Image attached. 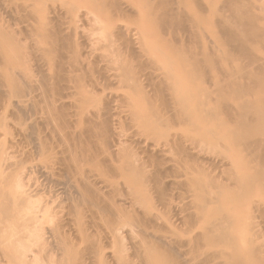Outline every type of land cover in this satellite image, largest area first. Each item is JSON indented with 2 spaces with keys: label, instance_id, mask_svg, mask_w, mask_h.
Listing matches in <instances>:
<instances>
[{
  "label": "bare ground",
  "instance_id": "6f19581e",
  "mask_svg": "<svg viewBox=\"0 0 264 264\" xmlns=\"http://www.w3.org/2000/svg\"><path fill=\"white\" fill-rule=\"evenodd\" d=\"M9 1V0H8ZM33 1V0H32ZM31 1V2H32ZM37 1V0H36ZM35 1V2H36ZM41 1V3H42V0H39L38 2H40ZM44 1V0H43ZM48 1V0H47ZM68 0H66V3H68V4H70L68 7H70L69 9H67L66 8V14L68 15V17L66 16V14H61V13H64V12H61V9L58 7V6H56V4H55V6H56V8H55V6H52V8L53 9H57V7L59 8L58 10H60V15H61V18L63 19V15H65L64 16V19L62 20V21H66L65 20V17H66V19H67V21L68 22H70V23H68L67 21L65 22L66 24H68V25H70L71 26V21H69V20H73L72 21V24L74 23L75 24V26H76V22H78V21H74V19L76 18V16L77 15H79V14H82L83 12H81L80 11V9L81 8H83V6H84V8H85V6H86V8L88 7L87 6V4H86V2L88 3V5H90L91 4V6H95V8L96 7H98L99 8V12L100 11H102V13H104V11H107V9H109L108 11L110 12V14H116L117 12H119V14L121 15V14H123L124 15V12L126 13L127 11H124L125 10V8H124V6H122V4L123 3H121V1H119V0H78V1H76V0H71V1H68ZM82 1H85V2H82ZM123 1V0H122ZM179 2H180V0H178ZM181 1H184V0H181ZM230 2H232L231 4H229V5H231L232 6V9L234 10H232V9H230V11L233 13V12H236L237 14V18H239L240 20V25L239 26H241L242 28L240 29V27H238L239 29H240V31H239V29L237 28V30L239 31H236V29L235 28H232V26H231V23H229V22H225V23H223V24H221V27H222V29L228 34V38H229V43H230V45H232L233 46V50L236 52V53H240V55H244V56H246V55H248V58H246V60H249L250 58L249 57H251L250 56V54H251V52H254V51H252L251 50V46H249L250 44H248V38L250 37V38H252V39H255V38H259V39H261V37H264V29L263 28H261L259 25H258V23H257V21H258V19L256 18V16L254 17L253 16V14H252V11H250L249 10V12L252 14H250L249 12H247V10L248 9H245L246 7L248 8L249 7V3H240L239 1H237V0H229ZM241 1H243V0H241ZM248 1H250V0H248ZM251 1H253V0H251ZM250 1V2H251ZM264 1V0H263ZM14 2H15V0H14ZM27 2V1H26ZM38 2H36V4L38 3ZM259 2V1H258ZM9 3V2H8ZM23 3V2H22ZM45 3V2H44ZM62 3V2H61ZM83 3H85V4H83ZM121 3V4H120ZM170 3H171V0H161L160 1V3H159V5L157 6V7H155V11L152 13V15H151V24L155 21V23H153V25L155 24V30L157 29V31H152V32H158L159 33V31H161V33H163L162 31H164V30H167V31H169L170 30V32H171V27H175L176 28V26L177 25H179V23H177L176 22V20L175 19H177L178 20V16H179V14L177 13V12H174V11H172L171 10V8H170ZM30 4V3H29ZM32 4H35L34 3V1L32 2ZM32 4H31V6H32ZM36 4L35 5H33V7L35 6L36 7ZM53 4V5H54ZM93 4V5H92ZM180 4H182V3H179V8H180ZM4 5V4H3ZM20 5V4H19ZM22 5V4H21ZM20 5V6H21ZM28 5V4H27ZM27 5L25 6L24 5V8H26V9H28L29 7H31V6H29L28 5V7H27ZM41 5V4H40ZM39 5V6H40ZM45 5V4H44ZM47 6H49V5H47ZM121 6H122V8H121ZM130 6H132V5H130ZM182 6V5H181ZM184 7H185V4L183 5ZM230 6V7H231ZM17 7H19V6H17ZM16 7V8H17ZM22 7V6H21ZM20 7V8H21ZM34 7V8H35ZM43 7V6H42ZM50 7V6H49ZM159 7V8H158ZM229 7V8H230ZM23 8V9H24ZM32 8V7H31ZM30 8V9H31ZM37 8V7H36ZM40 8V7H39ZM37 8L38 10H40V11H38L37 12V10H36V14H37V17L38 18H42L43 16H44V18H43V21H42V19H41V23L42 24H40V26H39V21L37 20V18H34L35 17V15H33L34 17V19H36V21H38V25L37 24H35V27H34V31L36 32V34L38 35H40L41 33H44L46 30H47V32L48 33H50V31L52 32V31H54L55 30V28H56V32H59V37L57 36L58 35V33L57 34H55L56 32H53V33H50V39L48 40V44H51V46H49V49L52 47V44L53 45H55V43H56V45L55 46H53L52 48H53V52H56V54H55V56L57 57V59L56 60H58V56H57V53L59 52V49L61 50L62 49V47L61 48H59V47H56L57 46V43H58V45L59 46H61L60 44H61V42H63L62 44H63V46H64V42L65 43H67L68 44V42H69V40L71 39V38H73L72 36H69L70 37V39H69V37L68 38H66V36H67V34H66V36H64L65 38H63V35H64V32L62 33V31L68 26H64V24L62 25V27L64 26L65 28L63 29H59L60 27H61V24L63 23V22H59V24H58V22H57V25L55 26V28H52L51 30L49 29V28H51V26H52V24H50V23H48V22H51L50 20H48V18H47V20H48V22H47V20L45 19L46 18V16L47 15H44V11L47 9V7L45 6V9L44 8ZM98 8L96 9V10H98ZM107 8V9H106ZM131 8H133V7H131ZM178 8V9H179ZM17 9H19V8H17ZM42 9V10H41ZM49 9V8H48ZM48 9H47V13H49L48 12ZM124 9V10H123ZM183 10H185V8H182ZM251 9V8H250ZM21 10V9H20ZM63 11H65L64 9H62ZM82 10V9H81ZM128 10V9H127ZM134 10V9H133ZM133 10H132V12H133ZM152 10V9H151ZM180 10V9H179ZM5 11V10H4ZM54 11V10H53ZM172 11V12H171ZM8 12V11H7ZM17 12V11H16ZM32 12V11H31ZM42 12V13H41ZM98 12V11H97ZM175 13L176 14V16H175V18H173V16H174V14L172 15L171 13ZM24 13V12H23ZM33 13H34V11H33ZM39 13H41V14H39ZM46 13V12H45ZM46 13V14H47ZM55 13V12H54ZM53 13V14H54ZM58 12H57V10H56V13H55V15H57L58 16V14H57ZM106 14H107V12H105ZM185 13V12H184ZM8 14V13H7ZM39 14V15H38ZM43 14V15H42ZM51 14V13H50ZM88 14V13H87ZM96 14V13H95ZM95 14H93V15H95ZM99 14V13H98ZM97 14V15H98ZM109 14V13H108ZM109 14V15H110ZM128 14V13H127ZM137 14V13H136ZM139 14V13H138ZM182 14V11H181V13H180V16L181 17H184L183 16V14ZM187 14V13H186ZM185 14V15H186ZM9 15H10V13H9ZM26 15V14H25ZM32 15V14H31ZM40 15H42V17L40 16ZM60 15L58 16V18L59 19H61L60 18ZM96 15V16H97ZM122 15V16H123ZM233 15V14H232ZM49 16V15H48ZM80 16V15H79ZM84 16L85 15H83V17L82 18H84ZM87 16V15H86ZM86 16H85V18H86ZM88 16H89V14H88ZM95 16V17H96ZM102 16L103 15H101V17H100V14L97 16V18L96 19H94L93 18V20L95 21V20H97L96 22H95V24L98 26V24L100 23V24H102L101 22H103V21H101V19H102ZM121 16V17H122ZM140 16V15H139ZM23 17H24V15H23ZM75 17V18H74ZM99 17V18H98ZM107 17V16H106ZM116 17V16H115ZM126 17V16H125ZM138 17V16H137ZM136 17V18H137ZM142 17H144V16H142ZM145 17H147L146 15H145ZM150 17V16H149ZM149 17H148V19H149ZM177 17V18H176ZM233 17H236V16H234L233 15ZM70 18V19H69ZM74 18V19H73ZM77 18H79V17H77ZM77 18L75 19V20H77ZM81 18V19H82ZM85 18L83 19V23H85L84 22V20H85ZM101 18V19H100ZM108 18H109V16H108ZM107 18V19H108ZM111 18H112V16H111ZM12 19V18H11ZM45 19V20H44ZM51 19V18H50ZM118 19H119V16H118ZM138 20H139V18H137ZM136 19V20H137ZM140 19H142L141 18V16H140ZM180 19V18H179ZM184 19H186V21H188V22H190L188 19H190V18H188L187 19V17H185ZM198 19L199 18H195V20H196V23H197V26H196V24H195V21L194 20H192L193 22H190V23H192L191 25L193 26L194 25V27H193V29L195 28V27H197L196 29L197 30H193V29H190L189 27H192V26H190V25H188V27L186 28L187 30L189 29L190 30V32H186V33H189V34H187V35H191V36H188L187 38H188V40H189V37H190V39L192 40L193 38H194V40H196L195 42L196 43H193L194 45L196 44V46L197 47H199V48H194L193 50H192V48L190 47V45H191V43L190 44H188L187 45V47L186 48H188L187 49V51L186 50H184V51H186L185 52V55H184V53H183V51L181 52V49L179 50V48H178V52H174V55L176 54L177 56H175V57H177V60H179V59H184V60H186V61H189V63L187 62V63H185V65H183V66H180V68L179 67H177L176 66V64H175V62H172L171 63V60H170V57H171V55H167V57H169V61L168 62H166V63H162V65H164L163 67H162V65L160 66V67H162L161 69H163V71L162 70H160L159 68V66H158V63L156 64V62H157V60H156V58H157V55H158V57L161 55V56H165V53H164V51L162 50V47H159L158 45V47L156 48V45L153 47V45H151V42L149 43L150 44V48H148V50L147 51H145V52H149V54H150V51H151V53L153 52V51H157V52H153L151 55L153 56V55H155L156 56V58H151L150 56H148V57H150V58H147V61H148V63H149V65L151 66V63H150V61H151V59H152V61H154V63L156 64V65H154V63L152 62V65L153 66H158V69L161 71L160 72V78H157L158 80H159V82H151L152 80H148V78L149 79H151L152 78V76H151V78L150 77H148V75H144V74H142V75H144V77H141L138 73V76H136V74L134 73L135 71L132 69V67L131 66H133L132 64H131V61L132 60H129L130 61V63L128 62V58L126 59V58H121L122 56H119L120 58H118V59H110L109 60V63L105 66L104 65V67L103 68H108L107 66H109V64H114V65H116L117 67H118V69H119V71H120V73H121V71H122V75L124 76V78L126 79V80H124V78H123V80L121 79V78H119V80L121 79V81H123V82H125L126 83V81L128 82V83H126V84H124L125 86H122L121 88H124L125 87V89L126 88H129V90L128 89H126L128 92H126L124 95H125V99H126V101L125 102H127V103H129V106L131 107V106H133V107H131V110L133 109V112H134V117H135V121L137 122V123H139V124H141V126H149L150 128H148L147 127V130H145L146 132V134L145 135H149V136H154V138L157 140V141H159L161 138H158V137H162V138H164L165 140H167V141H165L164 139H161L159 142L161 143L162 142V140H164L165 142H166V144L165 145H159V143L158 142H156V140H154L155 142H154V144L152 143V142H150V137H148L149 139V141H147L149 144H148V146L145 148V149H143L144 151L145 150H147V151H145V155H147L146 156V159L144 160V158H143V156H142V158H143V161H145V162H143L141 159V161L139 160L138 161V159L136 160V157L140 154H138L137 153V151L138 150H136V155L133 153V151H131V150H129V146L128 147H126V149H125V146H124V149L123 150H120L117 146H116V144H120L121 143V139H117V141L118 140H120V142H116V144H115V146L117 147V150L118 151H110V147L108 146V147H106V149H105V147H103L102 149L100 148V150H101V153L99 152L100 150H97L98 151V153H99V155H105L104 157H103V159H100V160H103V162L104 163H106L105 164V166L104 167H106V166H108V164H109V168L107 167L106 169H109L110 171H108L107 170V172L105 171V170H103L102 171V169L104 168L103 166H101L102 167V169L99 167V166H97V167H99L100 169V171H99V173L100 172H103V173H110V174H108V176H107V174H102L101 176H100V174H98L101 178H103V176L105 177V176H107V177H110L109 175H111V176H116V178H120L121 180L122 179H124L123 181L125 182V184H126V186H127V188L130 186L131 187V190H129L130 192H129V194L131 195V198L134 200V204L135 205H139L140 207L142 206V208L143 207H145L144 209H150L151 208V200H153L154 201V199H155V195L153 196V194H151V192L153 191H155L154 193L155 194H157V192H158V195L159 196H157V198H159V199H157V200H159V201H161L162 203H165L166 201H167V192H166V188H164L163 187V183H162V181H161V174L163 173L164 174V172H162L161 170L159 171L157 168H162L161 166H163V162L162 161H160V159H159V157H157V154H164V153H168V152H170V151H168L167 149H165L164 150V148L163 147H169V148H171V138H173V137H171V130H170V128L168 129L167 127L168 126H170V124H171V116L173 117L172 119L173 120H180V122H183V125H186L188 128L186 129L187 131H189V132H187V133H189L190 134V130H192V131H194V130H197L198 128H196V126L198 125V123H202V125L204 126V128H206V127H208L215 119H217V118H219V115H220V117H221V112L223 113H225V115H227V116H230V118L232 117L234 120H235V124L237 125V126H239V127H242L241 125H245V126H248L247 125V123L249 122V121H253V122H255V121H257V120H259V118H255V116L257 117V113H254V112H252V115L254 114H256L254 117L253 116H251L249 113H251V112H243V110L245 111L250 105V107H252V104H253V106L254 107H252V108H255L254 110H256V108H257V106L260 108V101H263L262 99L260 100V101H258V105L256 104V100H254L253 102L250 100V103H248L249 101H245V102H243L244 100H242V99H244L243 97H245L246 98V96H247V93H248V95L250 94V92H253V89H255V91L254 92H256V93H252L253 94V96L255 95L256 96V94H257V96L259 95L258 93H260L261 94V92H262V90H263V88H264V82L262 81V83L261 84H257V86H255L257 89L258 88H260V89H258V90H256V88L254 87V88H252V89H250V85L249 84H246L245 82H241V79L239 80V78H240V76H239V74H240V72L243 74V75H245L244 74V72H246L245 70H243V69H246V68H248V67H246L245 65V68H240V67H242L243 65L241 64V66L239 67V66H237L238 68L237 69H239L240 68V70H236L237 71V73H238V75H237V73H236V71L234 70V74L235 75H237V76H239V78L238 77H236V76H234L235 78H237L236 80H238V81H236L235 79H231L229 82H228V85H227V82H225V87H226V89H227V86L229 87V94L227 95V93H225L224 92V90L225 91H227L225 88L223 89V93H225L226 95H227V97H223V95H225V94H223L222 95V97H216L217 99L214 101L213 99H211L210 101H214L213 103V106H209L208 104H206V103H195L196 101V99L198 98V96L197 95H194L192 92V87H193V84H194V82H195V80L196 79H198L199 81H201L202 80V78L204 79L205 77H212V79H214L215 81H214V83L216 82H218L219 80V78L221 79L222 78V75L218 72L219 71V69H217L216 70V68H218V67H212L213 66V63H214V61H213V59H215L214 57V55L212 54V51H210V49L208 48L207 50V52L205 51L206 50V48H205V46H203V51L201 50V46L203 45V41H204V39H203V37H202V34H200V33H202V32H199L200 31V29L201 28H199L198 27V25H200L201 24V26L200 27H202V21H203V19L201 20V22L202 23H200L199 24V22L200 21H198ZM26 20V19H25ZM54 20V19H53ZM79 20H80V18H79ZM92 20V21H93ZM103 20V19H102ZM111 20V19H110ZM115 20H116V18H115ZM182 20V19H181ZM16 21V20H15ZM17 21H19V20H17ZM35 21V22H36ZM113 21V20H112ZM140 21V20H139ZM150 21V20H149ZM173 21V22H172ZM175 21V22H174ZM183 21V20H182ZM185 21V20H184ZM198 21V22H197ZM12 22V21H11ZM43 22H47V24H43ZM81 22V21H80ZM80 22H78V24H80ZM224 22V21H223ZM25 23V22H24ZM32 24L34 23V22H31ZM185 22H183V24H184ZM12 24V23H11ZM16 24V23H15ZM26 24V23H25ZM32 24H31V31H33L32 29H33V26H34V24H33V26H32ZM77 24V25H78ZM94 24V25H95ZM104 24H105V22H104ZM182 24V23H181ZM19 25V24H18ZM37 25V26H36ZM51 25V26H50ZM93 25V26H94ZM94 26V27H96V28H99V27H97V26ZM103 25V24H102ZM185 25V24H184ZM4 26V25H3ZM46 26H48L49 28H46ZM69 26V27H70ZM80 26V25H79ZM79 26L77 27V29L79 30ZM91 26H92V22H91ZM92 26V27H93ZM113 26V25H112ZM180 26V25H179ZM183 26V25H182ZM182 26H181V28H182ZM16 27V26H15ZM68 27V30L66 29V31L67 32H65V33H68V31H73L72 29V26L69 28ZM121 27V26H120ZM18 28H19V26H18ZM26 28V27H25ZM115 28V27H114ZM123 28V27H122ZM183 28H185V26H183ZM199 28V29H198ZM17 29V28H16ZM54 29V30H53ZM59 29V30H58ZM81 29V28H80ZM113 29V28H112ZM169 29V30H168ZM9 30V29H8ZM62 30V31H61ZM74 30H75V28H74ZM77 30V33H76V31H74L73 33H75L76 35H78V34H80V31H78ZM121 29H119V31H120ZM188 30V31H189ZM60 31H61V33H60ZM111 31V30H110ZM114 31V30H113ZM167 31H165V32H167ZM186 31V30H185ZM82 32V31H81ZM122 32V31H121ZM121 32H119V34L121 33ZM184 32V31H183ZM24 33V32H23ZM32 33V32H31ZM70 33V32H69ZM116 33V32H115ZM118 33V32H117ZM185 33V32H184ZM183 33V34H184ZM199 33V34H198ZM7 34V33H6ZM5 30H4V28L0 25V87H4L5 88V85H3V86H1L2 84H4L3 82H4V79H7V80H5V84H6V86L7 87H9V93H8V91L6 90V89H4L3 88V94H5V92L6 93H8V94H13L14 93V95H15V93H19V89L17 90V87H18V85L20 84L19 82V84L17 83V81H18V79H17V77H15L14 76V74L15 73H17V72H12L13 71V69L15 68H12L11 67V69H10V65L13 63V62H15V61H18L19 62V64H20V68H19V73H21V74H23L24 76V78H26L27 79V81L29 80L28 79V77H29V75H30V71L31 70H33V69H31V68H29L26 64H29V63H27V58L25 57V53L23 54L22 53V51H21V53L23 54V55H20L19 53L16 55V53H17V51H16V53H15V55L16 56H14V55H12V56H9L6 52H8V50H14L13 51V53L15 52V49L16 48H18V47H20V45L17 43V42H10L9 44H6L5 45V43H3V38L5 37ZM33 34V33H32ZM55 34V35H54ZM119 34H117V38L119 39V37H121V39H123L122 38V33L120 34V36H118ZM140 35H139V39H141L140 37H141V33H139ZM34 35V34H33ZM38 35V36H39ZM45 35H47V34H45ZM49 35V34H48ZM42 36V37H44L45 39H48L49 38V36ZM54 35V36H53ZM60 35H62V37H60ZM126 35V34H125ZM156 36V37H158V34H153L152 33V36ZM186 35V36H187ZM201 37H200V36ZM8 36V35H7ZM6 36V38H7V40H8V42H9V39H8V37ZM21 36V35H20ZM25 36V35H24ZM79 36V35H78ZM77 36V37H78ZM114 36H115V34H114ZM133 36V35H132ZM138 36V35H137ZM143 37H142V46H146V42H145V40L146 39H143L144 37H145V34H143L142 35ZM153 36V37H154ZM159 36H160V33H159ZM161 36H162V34H161ZM26 37V36H25ZM41 37V38H42ZM46 37H48V38H46ZM52 37H53V39H55L56 41L54 42V40L52 39ZM55 37V38H54ZM83 37V36H82ZM183 37H185V34H184V36ZM192 37V38H191ZM15 38H16V36H15ZM27 38V37H26ZM31 38V37H30ZM75 39V41L74 42H76V40H77V38L76 37H74ZM146 38H147V36H146ZM155 38V37H154ZM153 38V39H154ZM186 37L184 38V39H187ZM249 38V39H250ZM21 39V38H20ZM28 39V38H27ZM69 39V40H68ZM117 39V40H118ZM158 40L159 39H161L160 37H158L157 38ZM251 39V40H252ZM39 40V39H38ZM78 40H80V39H78ZM77 40V41H78ZM82 40V39H81ZM114 40V39H113ZM127 40V39H126ZM183 40V39H182ZM190 40V41H191ZM11 41H13L12 39H11ZM18 41V40H17ZM24 41V40H23ZM29 41V40H28ZM31 41V40H30ZM44 41V40H43ZM43 41H42V43H43ZM50 41V42H49ZM51 41H52V43H51ZM59 41V42H58ZM67 41V42H66ZM129 41V40H128ZM184 41V40H183ZM189 41V42H190ZM203 42V43H199V42ZM254 41V40H253ZM36 42V41H35ZM38 42V41H37ZM36 42V44L38 45V43ZM45 42V41H44ZM72 42V43H71ZM73 41H71L70 40V42H69V44L68 45H70V47H71V49H73L74 50V48H75V51L77 50V51H79V46L81 47V43H80V45H77V43L75 44ZM79 42V41H78ZM119 42V41H118ZM123 42H124V40H123ZM122 42V43H123ZM143 42H145L144 44L145 45H143ZM192 42V41H191ZM110 43H111V46H114L116 43H117V41H116V43L113 41V42H111V41H109V44H108V46L110 45ZM120 43V42H119ZM121 43V44H122ZM139 43V42H138ZM35 44V45H36ZM40 44V43H39ZM73 44V45H72ZM79 44V43H78ZM107 44V43H106ZM200 44V45H199ZM248 44V45H247ZM23 45V44H22ZM66 45V44H65ZM68 45H66L65 47H67L68 49H70V47L68 46ZM75 45V46H74ZM134 45V44H133ZM139 45V44H138ZM186 45V44H185ZM199 45V46H198ZM237 45V46H236ZM107 46V45H106ZM106 46H105V49H106ZM107 46V47H108ZM116 46H117V44H116ZM121 46V45H120ZM169 45H165V49L166 50H168V49H170V51L168 50L167 52L169 53V52H171V46L170 47H168ZM189 46V47H188ZM193 46V45H192ZM22 47V46H21ZM31 47V46H30ZM34 47V46H33ZM46 47V46H45ZM59 48V49H57L56 50V48ZM127 47V46H126ZM148 47H149V45H148ZM167 47H168V49H167ZM35 48V47H34ZM52 48L49 50V49H44L45 50V54L49 51V52H52ZM153 48H155L154 50H153ZM185 48V49H186ZM19 49V48H18ZM29 49V48H28ZM31 49H32V47H31ZM41 49H43V48H41ZM40 48H39V50H41ZM102 49H103V47H102ZM125 49V48H124ZM129 49V48H128ZM144 50H145V48H143ZM157 49V50H156ZM183 49V48H182ZM199 49V50H198ZM33 50H35V49H33ZM43 50V51H44ZM56 50V51H55ZM63 50H64V48H63ZM81 50V49H80ZM123 50V49H122ZM121 50V51H122ZM162 50V53H163V55L162 54H158V52L160 53V51ZM198 50V51H197ZM233 50L231 51V52H233ZM82 51H83V49H82ZM81 51V52H82ZM87 51V50H86ZM85 51V52H86ZM90 51H91V49H90ZM33 52V51H32ZM69 52H70V50H69ZM72 52H74V51H72ZM72 52H71V54H72ZM80 52V51H79ZM84 52V53H85ZM103 52V51H102ZM128 52V51H127ZM166 52V53H167ZM189 52V53H188ZM211 53V54H208V53ZM229 53L230 51H226V53ZM231 52L229 53V54H231ZM235 52H233L232 54H234ZM29 53V52H28ZM34 53V52H33ZM61 53V52H60ZM74 53H76V52H74ZM78 53V52H77ZM84 53H82V54H80V53H78L79 55L77 56H75V58H73V59H75V60H73L74 62H72L69 66L71 67L72 66V64H73V66H72V68L71 69H69V74L70 75H67V70L66 71H64L65 69H67V67L65 68V65H61L62 64V60H60L61 59V57L59 58V60H60V62H61V64H60V62H59V60L58 61H56V60H54V59H52V57H51V55L49 56L48 55V53H47V58L48 59H52V63H53V67L59 72V70L60 71H63V73H64V75H65V72H66V75L69 77V79H73V80H75L74 82H75V84L76 85H78L79 84V89H78V93L77 94H79L80 95V97L78 96H76L77 97V99H78V101H82V100H84V101H86V103L87 104H85V105H88V103L91 105V103L92 102H94L95 100L94 99H96V98H98L97 100L98 101H100V99L102 100L103 98L101 97H97L98 96V94H94V92L96 93V91H93V90H91V88H92V86H91V88H90V90H87V88H86V83H88L89 81H90V79H91V77H92V79H94V80H92V82H90L89 84H91V83H93L94 81H96L97 79H98V77H99V75H100V77H102V75L104 76V75H107V74H105L104 73V70H103V68L102 67H100L99 65H98V63H97V61H99V60H95L94 62L95 63H93L92 61L93 60H91V61H88L89 63L87 64L86 62V60H87V53H89V52H87L86 54H84ZM8 55L9 57H7V56H5V55ZM40 54H41V52H40ZM95 54V53H94ZM97 54V53H96ZM147 54V53H146ZM171 54V53H170ZM231 54V55H232ZM238 54H234V59H235V57L237 58V56H238ZM84 55H87V56H84ZM123 55V54H122ZM131 55V54H130ZM135 55V54H134ZM133 55V56H134ZM252 55V54H251ZM38 56V55H37ZM41 56V55H40ZM39 56V57H40ZM42 56H43V53H42ZM41 56V57H42ZM61 56V55H60ZM91 56V55H90ZM101 56H103V55H101ZM129 56V55H128ZM143 56H147V55H143ZM155 56H153V57H155ZM160 56V57H161ZM226 56H227V54H226ZM233 56V55H232ZM28 57V56H27ZM36 57V56H35ZM84 57H86V58H84ZM98 57V56H97ZM125 57V56H124ZM142 57V56H141ZM166 57V58H167ZM254 57V56H253ZM38 58V57H37ZM46 58V57H45ZM47 58H46V60L45 59H43L42 58V61L44 60L45 62V64H43V65H41V67L42 66H44V67H46L47 68V64H46V61H47ZM96 58V57H95ZM94 58V59H95ZM101 58V57H100ZM99 58V59H100ZM130 58V57H129ZM135 58V57H134ZM133 58V59H134ZM245 58V57H244ZM255 58V57H254ZM250 59V61L249 62H251V60H256L257 61V59ZM261 58V57H260ZM141 59V58H140ZM234 59H232V64H233V62L235 63V61H238V60H234ZM259 59V58H258ZM264 59V58H263ZM38 60V59H37ZM72 60V59H71ZM89 60V59H88ZM260 61L259 62H264V60H262V59H259ZM30 61H32V60H30ZM108 61V60H107ZM144 61V60H143ZM147 61L144 63L145 65H146V63H147ZM156 61V62H155ZM185 61V62H186ZM256 61H254L255 63H257ZM58 62H59V64H58ZM140 62V61H139ZM216 62V61H215ZM231 62V61H230ZM254 62H252V64H253V66H254ZM259 62H258V64H259ZM50 63H51V61H50ZM86 63V64H85ZM97 63V64H96ZM141 64L143 63V62H140ZM147 63V64H148ZM175 65H174V64ZM32 64V63H31ZM94 64H96V65H98V66H96V65H94ZM105 64V63H104ZM136 64H139V63H136ZM135 64V65H136ZM173 64V66H171ZM251 63L249 64V65H252ZM60 66L61 65V69H63V70H61L58 66ZM95 67H94V66ZM113 65V66H114ZM144 65V66H145ZM148 65V66H149ZM215 65V64H214ZM237 65V63L236 64H234V65H232V66H236ZM256 65V64H255ZM11 66H14L13 64L11 65ZM37 66V65H36ZM113 66L112 67H110V68H113ZM116 66H114V68L116 67ZM149 66V67H150ZM225 66V65H224ZM260 66H262V63L260 64ZM258 67L259 68V70H260V73H261V71L263 70L262 69V67ZM51 67H52V65H51ZM86 67H88V68H86ZM89 67H90V69H89ZM91 67H94V68H92L93 70H94V72H93V70L92 71H90L91 70ZM116 67V68H117ZM137 67V66H136ZM152 67V66H151ZM150 67V68H151ZM229 67H230V63H229ZM227 67L226 68V66H225V68L227 69V72L228 73H226L227 75L228 74H231L232 73V71L231 70H233V67ZM53 68V70H55ZM97 68H102L101 70H99V69H97ZM110 68H108V69H110ZM140 68V67H139ZM203 68H206V71H203ZM224 68V69H225ZM261 68V69H260ZM48 69H50V67L48 68ZM47 69V70H48ZM89 69V72L88 71H86V70H88ZM118 69H116V71L118 70ZM144 69H148V68H145L144 67ZM155 69V68H154ZM153 69V70H154ZM207 69H208V71H207ZM225 69V70H226ZM231 69V70H230ZM16 70H18V68L16 69ZM15 70V71H16ZM43 70V69H42ZM55 70V72H57ZM96 70H99V72L98 71H96ZM107 70V69H106ZM106 70H105V72H106ZM212 70V71H211ZM248 70V69H247ZM258 70V71H259ZM102 71H103V73L104 74H102ZM111 71V70H110ZM118 71V72H119ZM155 71V70H154ZM181 71V72H180ZM48 72H50L49 70H48ZM48 72H47V74H48ZM55 73V74H51L50 73V75L49 76H44V79L43 80H45L46 78L48 79V81H49V79L50 80H55V76H56V79H57V81L55 80V82H60V84L59 83H57V85H55V86H53L52 87V91L54 92H52V91H50V93L52 92V94H55L56 96L57 95H59L58 93H61L60 91H63L62 89V85H61V83L62 84H64V80H65V78H62V76L59 74V73ZM91 73L92 72V74H91V76L89 75V74H86V73ZM101 72V73H100ZM109 72V71H108ZM115 72V71H114ZM157 72H159V71H157ZM178 72H180V73H178ZM219 74H218V73ZM231 72V73H230ZM263 72V71H262ZM37 73V72H36ZM93 73H98V77H95V75L93 74ZM100 73V74H99ZM119 73V74H120ZM248 73H250V72H248ZM252 73V72H251ZM250 73V74H251ZM18 74V73H17ZM59 74V75H58ZM102 74V75H101ZM109 74V73H108ZM234 74H232V75H234ZM33 75V74H32ZM45 75V74H44ZM65 75V76H66ZM115 75V74H114ZM221 75V76H220ZM226 75V76H227ZM64 76V77H65ZM116 76H117V74H116ZM115 76V77H116ZM145 76H147L146 78H147V80H148V84H153V85H151V86H153L152 87V89L150 90V92L149 93H151L150 95H149V93L144 89V87H143V85L144 84H142L143 82H141L142 80H143V78H145ZM155 76V75H154ZM220 76V77H219ZM242 76V75H241ZM250 75L248 74V77H249ZM21 77H22V75H21ZM33 77V76H32ZM46 77V78H45ZM67 77V78H68ZM99 77V78H100ZM118 77V76H117ZM116 77V78H117ZM127 77H128V79H127ZM140 77V78H139ZM61 78H62V81H60L61 80ZM96 78V79H95ZM105 78V77H104ZM110 78V77H109ZM112 78V77H111ZM110 78V79H111ZM129 78L130 79H132V80H129ZM142 78V79H141ZM145 78V79H146ZM154 78L155 77H153V80H154ZM245 78H247V75L245 76ZM251 77H249L247 80H251L250 79ZM3 79V80H2ZM17 79V80H16ZM60 79V80H59ZM69 79H66V82L65 83H67V80H69ZM139 79H141V81L139 80ZM212 79H211V81H212ZM264 79V78H263ZM39 80V79H38ZM73 80H71V81H73ZM158 80H156V78H155V80L154 81H158ZM223 82L225 81L223 78L221 79ZM220 80V81H221ZM256 80V79H255ZM2 81V82H1ZM20 81V80H19ZM46 81V83L45 84H48L49 82L47 81V80H45ZM111 81V80H110ZM130 81H132V82H130ZM143 81H146V80H143ZM220 81H219V83L218 84H221L220 83ZM221 81V82H222ZM31 81L29 80V83H30ZM38 82V81H37ZM44 82V81H43ZM48 82V83H47ZM69 82H70V80L68 81V84H69ZM100 82H102V81H100ZM118 82V81H117ZM252 82V81H251ZM25 83V82H24ZM78 83V84H77ZM131 83V84H130ZM133 83V84H132ZM202 83V82H201ZM213 83V84H214ZM215 83V84H216ZM241 85H240V84ZM254 83V82H253ZM255 83H257V82H255ZM34 83H30V85H31V87H33V86H36V85H33ZM40 84V83H39ZM67 84V85H68ZM72 84H74L73 82H71V85ZM74 84V85H75ZM88 84V85H89ZM121 84V83H120ZM142 84V85H141ZM248 87L247 88V90L248 89H250V91L248 90V91H246L245 90V88H246V86ZM252 84V83H251ZM28 85V84H27ZM49 85V84H48ZM52 85V84H51ZM59 85H61V86H59ZM71 85H68V87L69 86H71ZM73 85V86H74ZM94 85V84H93ZM118 85V84H117ZM128 85H129V87H128ZM223 85V84H222ZM222 85H220V86H222ZM253 85H255V84H253ZM259 85H260V87H259ZM40 86V85H39ZM66 86V85H65ZM149 86V85H148ZM147 86V87H148ZM218 86V85H217ZM24 87V86H23ZM43 87V86H42ZM109 87V86H108ZM120 87V86H119ZM150 87V86H149ZM252 87V86H251ZM261 87H263V88H261ZM2 88H0V97H1V99H0V101H2L1 102V106H0V109H2L1 107H2V104H3V109L5 110V111H7L8 112V110H9V112H10V110L12 109V100H11V98H12V95H10V100L12 101L11 103H9V105H11L10 106V108H9V105H8V101H7V95L5 96V95H3L2 94V92H1V89ZM29 88H30V86H29ZM34 88V87H33ZM40 88V87H39ZM38 88V90H40ZM46 88H47V90L49 89V87H47L46 86ZM62 88V89H61ZM100 88V87H99ZM134 88V89H133ZM151 88V87H150ZM218 88H219V86H218ZM77 89V88H76ZM98 89V88H97ZM125 89H123V90H125ZM130 89H133V91L131 92V93H134V95L133 94H131L130 93ZM220 89H221V87H220ZM6 90V91H5ZM28 90H30V89H28ZM27 90V91H28ZM33 91H37V86L34 88V89H32ZM51 90V89H50ZM107 90V89H106ZM134 90H135V92H134ZM145 90V91H144ZM152 90H154V91H152ZM20 91H22V90H20ZM25 91V90H24ZM93 91V92H92ZM154 92V94L152 93V92ZM217 91H219L218 89H217ZM221 91V90H220ZM219 91V92H220ZM264 91V90H263ZM65 92V91H64ZM101 92V91H100ZM99 92V93H100ZM199 92H202V91H199ZM211 92V91H210ZM258 92V93H257ZM21 93H23V92H21ZM42 93H43V91H42ZM63 93V92H62ZM72 93V92H71ZM103 92H101V94H102ZM203 93H204V91H203ZM215 93V92H214ZM20 94V93H19ZM18 94V95H19ZM27 94V93H26ZM29 94V93H28ZM69 94H70V92H69ZM76 94V95H77ZM113 94V93H112ZM122 94H123V92H122ZM220 94V93H219ZM233 95V97H234V100H233V102L235 101V99H237V98H235L236 96H234V95H238V96H240V97H242V99H241V101H236L235 102V104H232L231 105V103H229L230 101L228 100L229 99V95ZM41 95V94H40ZM45 95V94H44ZM50 95V94H49ZM65 95V94H64ZM66 95H68V93L66 94ZM74 96H75V94H73ZM94 95H97V96H95V98H94ZM114 95V94H113ZM127 95H129V97L127 96ZM131 95V96H130ZM154 95V96H153ZM172 95V96H171ZM212 95V94H211ZM215 95L216 94H213L212 96H214L215 97ZM263 95V94H262ZM70 96V95H69ZM106 96V95H105ZM167 98H169V100L168 99H166V97ZM49 97V96H48ZM65 97H67V96H65ZM75 97V98H76ZM104 97V96H103ZM111 97V96H110ZM116 97V96H115ZM118 98L120 97V96H117ZM123 97V96H122ZM122 97H120V98H122ZM129 99H128V98ZM171 97H172V103H171ZM248 97H250V96H247V98ZM31 98V97H30ZM39 98H41V97H39ZM54 99L53 97H50L49 99H50V101H48L47 103H52V102H55L54 100H57L56 98L52 101V99ZM60 98H62L61 96H60ZM82 98V99H81ZM100 98V99H99ZM212 98V97H211ZM47 99V98H46ZM46 99H45V101H46ZM79 99H81V100H79ZM122 99H124V98H122ZM233 99V98H232ZM255 99V98H254ZM258 99H259V97H258ZM10 100H9V102H10ZM21 101H19L18 103H21V102H23V100L22 99H20ZM42 100V99H41ZM94 100V101H93ZM131 102H130V101ZM52 101V102H51ZM103 101H104V103H106V101L103 99ZM195 101V102H194ZM80 102H78V103H80ZM252 102V103H251ZM264 102V101H263ZM17 103V104H18ZM24 103H26V101H24L23 102V104ZM57 103V102H56ZM56 103H52V104H48V107H45V108H43L42 110H45L46 108V111H48L49 112V114H48V116L51 114V118L49 117V119L53 122L54 121V123L56 124L57 122H58V120L60 121V123H59V125H60V127H62V133H60V135H61V137L59 138V143H60V145H59V143H58V145L59 146H63V152H61V153H57V152H54V151H56V149H51L49 146H47V147H49V149L46 147V144H45V141H44V139L41 137V135H40V133L39 132H37L36 131V133H38V134H36L37 135V140H38V144L40 145H38L37 146V149H38V151L40 152V154H38V155H41L40 156V159H43V158H50L51 159V162H54V164H55V166H56V170H57V166L58 167H60L59 169H58V171H53V169H55V166H54V168L50 165V161H49V159H48V161L47 162H49V165L51 166V168L49 167V169L54 173V174H52L53 175V177H57L56 175H58V173L57 172H60V173H63V175H61V174H59L60 176H58L57 177V179H59V178H61V180L63 179L64 181H65V179L67 180V181H69L70 183V186L68 185V183L66 184V182L64 183V184H66V185H68V187H73L72 189H74V191L72 190V189H68V191H70V190H72L73 191V193H76L75 195L77 196L75 199H72V197H71V199L73 200H71L72 202L70 203V205L68 206L69 208H67V207H65L67 210H68V213L67 214H65V215H63L64 217H62L61 219H62V221H61V223L60 224H63V225H65V227L67 226V227H69V226H73V227H76L75 229H74V231L76 232V238H77V240L78 241H80V242H82L83 244H85L86 246L83 248V249H81V248H77V246H78V244L76 245L75 243H73L69 238V236L66 234L68 231V229H67V227H66V231H64V232H66V233H64V234H66V235H64L63 234V236H62V238H60V239H56V241L57 240H59V241H57L58 243H57V245H59L60 247L58 248L59 250H60V252H62L61 254H63L62 256V258H61V264H264V230L261 232V230H262V227H261V225H264V192H260L259 191V193H263L262 195H260L259 197H258V199L256 200H253L254 198H253V196H251L252 194H253V192H254V194H255V188H257L258 186H259V189L258 190H260V188H262V190L264 189V186L261 184V183H259L260 181H259V179H257L256 177H255V173H254V171H255V168L260 164V165H262V170H263V175H264V136H263V138H261L262 137V133H261V130L263 129L264 130V128H259L260 130H258L257 132H256V130H255V132H254V130H252V129H254V128H250V130H252L253 131V133L252 132H250V133H248V129H246V131H243L244 130V127H242V129L241 128H239V130H232L231 128H222V129H220V130H215V129H213L212 127H208V128H206L205 130H207V131H204V132H206V133H204L203 135H201L200 137V140H199V143L201 142V141H203V142H210L213 138H215V137H219V138H221L222 140H224L225 142H226V144L223 146L224 148L225 147H227V148H230L231 149V151H229L227 148H225L226 150H228V151H226L227 152V157H225V158H222V161L220 162V163H222V164H224V165H226L227 166V171H225L226 169H223L224 171H225V173H222V175H224V174H226V178L222 181V179L221 180H219V181H216L215 179L214 180H211V182H209L208 184L207 183H204V182H202L201 180H198V178H196L197 177V175H195V172L193 173L194 174V176H195V178L193 177V179H191L190 177V179L191 180H186L187 182L184 184V187H185V189L186 190H189V191H191L192 193H201V192H206V193H209L208 192V190H210V194H208L209 196H207V197H205L203 200H201L200 202H198L197 201V203L196 204H194V203H191L192 204V206L190 207V208H188V209H190V210H192L193 209V214L191 215V213H190V217L189 218H184V217H181V218H178L176 221H175V223H177L178 225H182L181 227H183V226H195V224L197 225V226H195V228L197 227V231H193L192 229H194L195 230V228H191L190 229V227L188 228L189 229V231H190V233L192 234H194L192 237H190V239L188 238V240H186L187 238V236L189 235L188 233H187V231L188 230H186L187 228L185 227H183V229L181 230V232H178V231H180V229H179V226L178 225H176V226H174V223L172 222V220H171V222H169V219H167L168 220V222L169 223H173L172 225H173V227L172 228H169V231H170V234H171V237L168 235V236H165L166 234H164V236L163 235H161V236H159L157 233H159V231H160V229L161 228H158L159 227V225L158 226H155L154 224H155V221L156 220H158L157 221V223H159V221L161 220V222H163L162 224L165 226L166 224H165V220H163L162 221V219L159 217L161 214L160 213H158L159 215H156V214H154L153 216H151V215H149L150 216V218H149V221H148V223L150 222H152V224H153V226H155L156 228H158V231H157V229L155 228V227H150V224H148L149 226H146L147 225V221L145 220V222H143L144 224L146 223V225H144V224H140L141 223V221L139 222V224L141 225V227H139V232H140V239L139 240H136L133 236H131L130 234L133 232L132 230H128V231H132L131 233L129 232V234H127L125 237H127L128 235H130V237H128V238H130L131 240H133L132 242H133V254H130L129 255V253L127 254L128 256H126V254H125V251L124 250H126V247H128V246H126V244H125V246H124V243L125 242H123V238H121L120 236H119V234L120 233H118V232H120V229H122L125 225H130V224H134L133 222L135 221L134 219H133V217H129L128 218V216L126 215V217H121L120 218V216L119 215H121V213H122V215H124V214H127L128 213V210H127V213L125 212L124 214H123V210L122 209H118V204H121V203H118V204H116V203H112L111 202V200H110V202L109 201H107V200H105V197L103 198V193L101 194L98 190H99V188H97V190H96V188H94L95 190H91V175L90 174H92V173H90L89 174V176H90V178H88V175H87V173L85 172V171H83V164H89L91 161L90 160H93V157L92 156H89L88 155V157H85L84 159H85V163H82V161L80 162L79 160H81V157H79L80 159H78V158H76V155L77 154H79V152H76L75 154H73L72 152H74L73 150L75 149V150H77V148L75 147L76 146V142H77V144H79L78 142H80V143H83L82 142V139L84 140V138H85V142L87 141V143H88V141L90 140L91 142L94 140V139H96V141L98 140L97 138H103L104 139V137H105V135H106V137H105V139L104 140H106V141H109V139L110 138H108V139H106L107 137H109L110 136V134H112V133H110L109 132V128H108V125H107V122H108V120H110L109 119V117H110V113H108L109 111V109L108 110H106V108H105V112H107V113H105L104 114V112L102 111V114L100 113V114H97L96 112V115H95V113H94V119L92 118H87V117H84V113L83 112H85L86 110H87V107H85L84 105L82 106V104L80 103V108H79V110H78V112L79 113H77V116L79 117V120L77 121L78 122V128H81V130H79V131H76V130H78V128H77V126H76V128H74V127H72L73 126V124L75 123H73L72 124V121H71V119H70V117H71V114L69 115L68 114V112L66 111L67 109H66V106L64 107V106H62V105H59L58 107H57V105H54V104H56ZM102 103V102H101ZM132 103V104H131ZM209 103H211V102H209ZM244 103V104H243ZM248 103V106H246V104ZM36 104V103H35ZM35 104H32V105H35ZM59 104V103H58ZM75 104V103H74ZM94 104V103H93ZM97 104H99V103H97ZM123 104V103H122ZM131 104V105H130ZM250 104V105H249ZM14 105H16V104H14ZM13 105V106H14ZM19 105V104H18ZM22 105V104H21ZM37 105V104H36ZM35 105V107L37 108V106ZM65 105V104H64ZM95 105V104H94ZM105 105V104H104ZM172 105V106H171ZM255 105H257V106H255ZM264 105V104H263ZM17 106V105H16ZM16 106H14L15 108H16ZM20 106V105H19ZM46 106H47V104H46ZM62 107V108H59V107ZM72 106V105H71ZM111 106V105H110ZM27 107V105L25 104V106L24 105H22V109L23 108H26ZM29 107V106H28ZM44 107V106H43ZM78 107H79V105H78ZM77 107V108H78ZM129 107V108H130ZM261 107H262V105H261ZM33 108V107H32ZM66 110H65V109ZM108 108V107H107ZM258 108V109H259ZM21 109V108H20ZM34 109V108H33ZM12 110H14V109H12ZM35 110V109H34ZM130 110V112H131V114L133 113L132 111ZM242 110V111H241ZM249 110V109H248ZM261 110H262V113L264 112V107H262V109L260 108V113H261ZM15 111V110H14ZM88 113H90V109H88ZM113 111V110H112ZM239 112L238 114L236 113V112ZM0 112L2 113V111L0 110ZM7 112H5V114H8ZM28 112H30V111H28ZM82 113V115H81V117H80V115H78V114H81ZM126 112V111H125ZM0 113V122H3V121H1V120H3V118L1 117L2 116V114ZM12 112H10V114H11ZM44 113V112H43ZM99 113V112H98ZM114 113V112H113ZM118 113V112H117ZM171 113H173V114H171ZM227 113V114H226ZM261 113V114H262ZM45 114H47L46 112H45ZM109 114V115H108ZM127 114V113H126ZM230 114V115H229ZM13 115H14V113H13ZM12 114L10 115V116H13ZM20 115V114H19ZM91 115H92V113H91ZM253 118V119H251L250 118V116ZM264 115V114H263ZM262 115V116H263ZM6 117H7V115H5ZM70 116V117H69ZM109 116V117H108ZM218 116V117H217ZM5 117V120L8 118H6ZM14 117H16V115L14 116ZM13 117V118H14ZM22 117V116H21ZM47 117V116H46ZM12 118V119H13ZM40 118V117H39ZM48 118V117H47ZM46 118V119H47ZM57 119V121H55ZM96 119H99V121L100 122H97L98 120H96ZM254 119H257V120H255L254 121ZM264 119V118H263ZM73 120V119H72ZM102 120V121H101ZM7 121V120H6ZM5 121V122H6ZM51 121H47L45 124L46 125H48L49 126V124L50 123H52ZM251 121V122H252ZM19 122H21V121H19ZM38 122V121H37ZM43 122H45V121H43ZM42 123V122H41ZM48 123V124H47ZM58 123L55 125V128H56V126H58L59 127V125H58ZM233 123H234V121H233ZM2 124V123H1ZM38 124V123H37ZM3 125H5L4 124V122H3ZM75 125V124H74ZM200 125V124H199ZM264 125V124H263ZM9 126V125H8ZM0 127H1V125H0ZM3 127V126H2ZM10 127V126H9ZM12 127V126H11ZM36 127H37V125H36ZM47 127V126H46ZM98 127H100V128H98ZM102 127V128H101ZM163 127H165V128H167V129H164ZM263 127V126H262ZM20 128V127H19ZM40 128V127H39ZM55 128H53V129H55ZM195 128V129H194ZM3 129V128H2ZM2 129H0V130H2ZM16 129H18V128H16ZM38 129V128H37ZM47 129V128H46ZM73 129H75V131L77 132V134H76V132L73 130ZM98 129H100V131L98 130ZM142 129V128H141ZM194 129V130H193ZM202 128H200L199 127V130H201ZM238 129V128H237ZM10 131H11V128L9 129ZM8 130V131H9ZM23 130V129H22ZM39 130V129H38ZM56 130H58V129H56ZM138 130V129H137ZM3 131V130H2ZM1 131V132H2ZM28 131V130H27ZM52 131V130H51ZM102 131V132H101ZM116 131V130H115ZM14 132V131H13ZM53 132H55V134H59L58 133V131H55V130H53ZM57 132V133H56ZM98 132H101V134L100 133H98ZM112 132V131H111ZM247 132V133H246ZM18 133H20V132H18ZM110 133V134H109ZM2 134V133H1ZM52 134H54V133H52ZM54 134V135H55ZM9 135V134H8ZM19 134H17V136H18ZM22 135V134H21ZM20 135V136H21ZM45 135V134H44ZM98 135H99V137H98ZM104 137H103V136ZM0 136H2V135H0ZM53 136V135H52ZM112 137L114 136V135H111ZM110 136V137H111ZM181 136V135H180ZM184 136V135H183ZM194 136V135H193ZM14 137V136H13ZM54 137H56V135L54 136ZM54 137H52V138H54ZM120 137V136H119ZM2 138V137H1ZM10 138V137H9ZM49 138V137H48ZM47 138V139H48ZM121 138V137H120ZM180 137H177L176 139L180 142V139H179ZM10 139H13L14 140V144H13V146L14 147H12V149L13 148H15V146H17V148H18V144L20 143V141L18 142V143H16V145H15V142H17V138L15 139V138H10ZM10 139H8L9 140V144L13 141H11ZM19 139V138H18ZM27 139H30L29 137L27 138ZM32 139V138H31ZM30 139V140H31ZM51 139V138H50ZM49 139V140H50ZM78 139L80 140V141H78ZM129 139V138H128ZM131 139V138H130ZM159 139V140H158ZM185 139V138H184ZM196 139V138H195ZM2 140V139H1ZM19 140H23L22 138L21 139H19ZM56 140V139H55ZM113 140V139H112ZM115 140H116V138H115ZM173 140V139H172ZM177 140H176V142H177ZM182 140V139H181ZM198 140V139H197ZM221 140V141H222ZM11 141V142H10ZM28 141V140H27ZM32 141H33V139H32ZM47 141V140H46ZM114 141V140H113ZM145 141V140H144ZM21 142H23V141H21ZM36 142V141H35ZM48 142V141H47ZM72 142H74V144H73V146H74V148L73 147H70L71 146V144H72ZM104 142L105 141H103V144H104ZM115 142V141H114ZM122 142H124L125 143V141H122ZM141 142V141H140ZM179 142H177L178 143V149L180 148L179 146H181V145H179V144H182V141H181V143H179ZM7 143V142H6ZM13 143V142H12ZM11 143V144H12ZM95 143V142H94ZM106 143V142H105ZM113 143V142H112ZM139 143V142H138ZM158 145H157V144ZM164 143V142H163ZM177 143H173V146H176L175 144H177ZM1 144V143H0ZM8 144V143H7ZM23 144V143H22ZM33 144V143H32ZM84 144V143H83ZM107 144V143H106ZM105 144V145H106ZM109 144H110V142H109ZM126 144V143H125ZM130 144V143H129ZM134 144H135V142H134ZM133 144V145H134ZM144 143H141V145H143ZM145 144H147V143H145ZM153 144V145H152ZM211 144V143H210ZM29 145H31V144H29ZM48 145V144H47ZM80 145V144H79ZM82 145V144H81ZM80 145V146H81ZM95 145V144H94ZM108 145V144H107ZM111 145V144H110ZM113 145H114V143H113ZM121 145V144H120ZM131 145V144H130ZM136 145H137V143H136ZM1 146H2V144H1ZM8 146H10V145H7L6 147L8 148ZM24 146V145H23ZM51 146V145H50ZM101 146V145H100ZM122 146V145H121ZM138 146V145H137ZM140 146V145H139ZM184 145L182 144V148H180L179 149V151H183L184 150V148L185 147H183ZM20 147L21 146H19V149H20ZM39 147V148H38ZM77 147H79V146H77ZM136 147V146H135ZM33 148V147H32ZM54 148V147H53ZM72 148V149H71ZM80 148V147H79ZM82 148V149H81ZM80 149H81V151H83V147H81ZM108 148H110L109 150H108ZM134 148V147H133ZM174 148V147H173ZM177 148V147H176ZM187 148V147H186ZM191 148V147H190ZM189 148V149H190ZM10 149V148H9ZM79 149V150H80ZM97 149V148H96ZM98 149H99V147H98ZM104 149V150H103ZM116 149V148H115ZM114 149V150H115ZM122 149V148H121ZM130 149H132V146H131V148ZM177 149V150H178ZM183 149V150H182ZM192 149V148H191ZM8 150V149H7ZM15 150H16V148H15ZM21 150V149H20ZM67 150H69V151H71V152H69V151H67ZM132 150H135V149H132ZM174 150H176V149H174ZM26 151V150H25ZM34 151V150H33ZM80 151V152H81ZM96 151V152H97ZM141 151V150H140ZM148 151H150L151 152V154L149 155V152ZM233 151V154L232 155H230L231 154V152ZM13 152V151H12ZM21 152V151H20ZM38 152V153H39ZM105 152H107L108 153V156H106L107 154L105 153ZM112 152V153H111ZM115 152V153H114ZM242 152H244V154H245V152L246 153H248V154H250V153H255V155H254V157L253 158H249L248 156L246 157V158H243V156L245 157V155H247V154H245V155H243L242 157H239V155L242 153ZM22 153H23V151H22ZM25 153V152H24ZM89 153H90V151H89ZM97 153V154H98ZM103 153H105V154H103ZM142 153V152H141ZM148 153V154H147ZM180 153V152H179ZM228 153H230V154H228ZM9 154H11L10 152H9ZM26 154V153H25ZM60 154V155H59ZM143 154H144V152H143ZM171 154V153H170ZM14 155V154H13ZM16 155H18V154H16ZM16 155H14V156H16ZM27 155H28V153H27ZM30 155H31V153H30ZM37 155V154H36ZM164 155H166V156H168L167 154H164ZM251 155H253V154H251ZM257 155V156H256ZM7 156H8V154H7V152H6V149L5 148H0V247L2 246V244H5L6 246H9L8 248H11V250L9 251V249L7 248V250H3L1 253H2V257H5V259L3 258V261L4 260H6L5 262H6V264L8 263V262H10L9 264H60L59 262H55V261H57L56 259L55 260H53L54 258H56V257H58V255H55V253H54V255L56 256V257H54L53 258V256L54 255H51L50 253L48 254L47 253V256L46 257H42L41 255H46V254H41V253H39L40 251H42L41 249H42V247L44 248V247H46V248H48L46 245H45V242H47V241H49V240H47V241H45L46 239L45 238H43V236L42 237H40L38 234H36V236L38 235L39 237H40V239H38L37 240V242L36 241H34V240H36V239H34L35 237H34V234L33 233H35V232H32L31 230L29 231V232H32V235L30 236V234H28V230H29V228L30 229H32V227H31V225L29 226V224H30V222H32V224L34 225V228L35 227H38L39 226V224L38 223H40V226L42 225L41 224V222L43 221V219H46L45 217L46 216H48V212L49 211H52L53 212V210H51L50 209V203H46V202H44V204L43 203H39L38 204V202H40L39 201V199L37 200L38 202H36V200H35V202L33 201L34 199V197L36 196L37 197V195L38 194H40V192L38 193L37 191H39V190H37V189H35L36 187H35V185H33L32 187H35V188H33V190H32V187L29 185V189H28V187L26 186L25 187V177H23V172L21 171V170H18V169H24V168H17V166H16V170H12V168L13 167H11V165H12V163L11 162H9L11 159H12V157H11V159H8L7 158ZM19 156V155H18ZM18 156H17V158H18ZM42 156H43V158H42ZM82 157H83V153H82ZM97 157V156H96ZM100 157V156H99ZM107 157V158H106ZM165 157V156H164ZM256 157V158H255ZM105 158V159H104ZM135 158V159H134ZM163 158V157H162ZM167 157H165V159H166ZM169 158V157H168ZM22 159V158H21ZM46 159V160H47ZM78 159V160H77ZM165 159H163V160H165ZM45 160V159H44ZM53 160V161H52ZM147 160V161H146ZM162 160V159H161ZM171 160V159H170ZM177 160V159H176ZM168 161H169V159H168ZM16 162H18V161H16ZM20 162V161H19ZM102 162V161H101ZM102 162V163H103ZM162 162V163H161ZM176 162V161H175ZM207 162V161H206ZM211 162V161H210ZM23 163V162H22ZM21 163V164H22ZM99 163V162H98ZM97 163V164H98ZM103 163V164H104ZM148 163H151V167H155L156 169L154 170V171H149L148 170V167L147 166H150V165H147ZM166 163V162H165ZM169 162H167V164H168ZM217 163V162H216ZM216 163L214 162V164L216 165ZM14 164V163H13ZM53 164V165H54ZM100 164V163H99ZM102 164V165H103ZM170 164V163H169ZM213 164V165H214ZM221 164V165H222ZM19 165V164H18ZM80 165H81V170L82 171H80L79 169H80ZM181 165H183V164H181ZM212 165V166H213ZM4 166H7L6 167V169H1L2 167L4 168ZM48 165H46V167H47ZM167 166V165H166ZM172 166V165H171ZM184 166V165H183ZM219 166V165H218ZM223 166V165H222ZM216 167V166H215ZM10 168V169H9ZM53 168V169H52ZM83 168V169H82ZM91 168V167H90ZM166 168V167H165ZM171 168V167H170ZM173 168V167H172ZM182 168V167H181ZM189 168V167H188ZM220 168V167H219ZM222 168V167H221ZM45 169V168H44ZM48 169V170H49ZM105 169V168H104ZM151 170H152V168H150ZM174 169V168H173ZM91 170V169H90ZM162 170H163V168H162ZM178 170V169H177ZM179 170H181L180 168H179ZM179 170H178V172H179ZM187 170V169H186ZM185 169H184V171H186ZM194 170V169H193ZM23 171H25V173H26V169L25 170H23ZM28 171H29V169H28ZM51 171H49L50 172V174L52 173ZM182 172H183V170H181ZM223 171V172H224ZM30 172V171H29ZM49 172H48V174L47 175H50L49 174ZM57 174H56V173ZM162 172V173H161ZM188 172L189 173H187L186 174V172H183V175H184V173L186 174L185 176H183V177H185V178H188V174H190L192 171H189L188 170ZM199 172V171H198ZM220 172H222V171H220ZM24 173V174H25ZM38 173V172H37ZM44 173H46V172H44ZM31 174V172L29 173V175ZM56 174V175H55ZM192 174V173H191ZM55 175V176H54ZM26 176V175H25ZM46 176V175H45ZM163 176V175H162ZM254 176V177H253ZM29 177V176H28ZM106 177V178H107ZM179 177V176H178ZM106 178H105V180H106ZM112 178V180H113V184H115L116 183V180L118 181V179H115V177H111ZM111 178H109L110 180H106V181H103V183H105V184H107V186L106 187H108L109 188V186H112V188L110 187V189H113L112 191H114V187L115 188H117V184L119 183H117V184H115L116 186H113V184H112V180H111ZM188 178V179H189ZM201 178V177H200ZM30 179V178H29ZM53 179V178H52ZM119 179V180H120ZM163 179V178H162ZM213 179V178H212ZM220 179V178H219ZM47 180H50L51 181V178H48ZM60 180V181H61ZM62 180V181H63ZM115 180V181H114ZM30 181V180H29ZM57 181V180H56ZM60 181H57V182H60ZM99 180H97V182H98ZM175 181V180H174ZM185 181V180H184ZM262 181H264V180H262ZM27 182H28V180H27ZM110 182H111V184H110ZM115 182V183H114ZM123 182V183H124ZM168 182V181H167ZM39 183V182H38ZM52 183V182H51ZM61 183V182H60ZM60 183H56V184H60ZM109 183V184H108ZM181 184V183H180ZM52 185V184H51ZM54 185H55V183H54ZM62 185V184H61ZM103 185V184H102ZM181 185H183V184H181ZM36 186H38V185H36ZM50 185H48L47 187H49ZM58 187V185L56 186V188ZM67 187V186H66ZM129 187V188H130ZM40 188H41V186H40ZM42 188H43V185H42ZM55 188V187H54ZM63 188H65V186L63 187ZM120 188V187H119ZM126 188V187H125ZM254 188V189H253ZM44 189V188H43ZM60 189V188H59ZM106 189V188H105ZM254 191H253V190ZM47 190H49V189H47ZM54 190V189H53ZM108 190V189H107ZM116 190V189H115ZM257 190V191H258ZM120 191H121V189H120ZM211 191H212V193H211ZM214 191V192H213ZM116 192V191H115ZM114 192V194H116ZM173 192V191H172ZM56 193V192H55ZM71 193V192H70ZM194 193V194H195ZM257 193V192H256ZM37 194V195H36ZM45 194V193H44ZM72 194V193H71ZM104 194H105V192H104ZM114 194H112V195H114ZM212 194V195H211ZM74 195V196H75ZM105 195H107V193L105 194ZM108 195L109 196H107V197H110L111 196V194H109L108 193ZM121 195V194H120ZM154 197V199H153V197ZM40 196H42V194H40ZM61 196V195H60ZM69 196H72V195H70L69 194ZM116 196V195H115ZM196 196H197V194H196ZM36 197H35V199H36ZM67 197V196H66ZM151 197H152V199H151ZM172 197V196H171ZM252 197V198H251ZM115 198V197H114ZM118 198V197H117ZM125 198V197H124ZM130 198V199H131ZM170 198V197H169ZM215 198L217 199L218 198V202H219V205L217 204L218 202L215 200ZM251 198V199H250ZM110 199H113V198H110ZM129 199V198H128ZM131 199V200H132ZM173 199V198H172ZM172 199H170V200H172ZM53 200H55L54 198H53ZM109 200V199H108ZM116 200V199H115ZM114 200V201H115ZM126 200V199H125ZM124 200V201H125ZM130 200V201H131ZM214 200V202H215V204H217V207H216V205L214 204V202H212ZM222 200V201H221ZM56 201V200H55ZM68 201V200H67ZM113 201V200H112ZM123 201V202H124ZM169 201V200H168ZM221 201V202H220ZM42 202V201H41ZM54 202V201H53ZM53 202H52V204H53ZM58 202V201H57ZM119 202V201H118ZM171 202V201H170ZM194 202V201H193ZM64 204H65V202H63ZM67 203V202H66ZM128 203V202H127ZM132 202H130L129 204H131ZM152 203H154V202H152ZM52 204H51V207L54 209V211H56L55 210V208L57 207V204H56V207H53L52 206ZM55 204V203H54ZM59 204H62V203H59ZM116 204V205H115ZM161 204V203H160ZM194 204V205H193ZM212 204H214L215 205V207H214V205L212 206ZM162 205V204H161ZM164 205V204H163ZM165 205H167V204H165ZM178 205V204H177ZM55 206V205H54ZM60 206V205H59ZM63 206V205H62ZM123 206V205H122ZM128 206V205H127ZM132 206V205H131ZM138 206V207H139ZM154 206V205H153ZM168 206V205H167ZM129 207H130V205H129ZM136 207V206H135ZM165 207V206H164ZM179 207V206H178ZM246 207H249L248 209H246L245 211L249 214L250 212L252 213H254V209L256 210V213H254V214H256V215H251V214H249L250 215V217H249V215H248V217H247V215H245L246 214V212L244 211V208H246ZM61 208V207H60ZM60 208H59V210H60ZM63 208V207H62ZM64 208V209H65ZM119 208H121V207H119ZM125 208V207H124ZM131 208H134V207H131ZM154 207H152V209H153ZM175 208H177V207H175ZM182 208V207H181ZM180 208V209H181ZM192 208V209H191ZM56 209H58V208H56ZM66 209H65V211H66ZM90 209V210H89ZM126 209V208H125ZM124 209V210H125ZM179 209V211H181ZM251 209V210H250ZM253 209V210H252ZM58 210V211H59ZM123 211V212H120V211ZM135 210V209H134ZM183 210V209H182ZM189 210V211H190ZM243 210V215H242V213H241V211ZM61 211V210H60ZM88 211V213H92V217H91V214H90V216L88 217V216H86L87 215V212ZM90 211V212H89ZM100 211L101 212H106V213H108V214H105L106 216H104L105 218H100L99 220L94 216V214L95 213H100ZM126 211V210H125ZM132 211V210H131ZM152 211V210H151ZM153 211H154V209H153ZM159 211V210H158ZM177 211H178V209H177ZM104 212V213H105ZM133 212V211H132ZM156 212V211H155ZM184 212V211H183ZM191 212V211H190ZM61 213H63V212H61ZM153 213V212H152ZM178 213V212H177ZM181 213H182V211H181ZM181 213H180V215H181ZM252 213V214H253ZM258 213H259V215H258ZM49 214H51V213H49ZM53 214V213H52ZM103 214V213H102ZM129 214H131L130 212H129ZM149 213H147V215H148ZM184 214V213H183ZM183 214H182V216H183ZM186 214V213H185ZM44 215H46L44 218H43V216ZM56 215V214H55ZM141 215V214H140ZM144 215V214H143ZM176 215V214H175ZM58 216V215H57ZM103 216V215H102ZM133 216V215H132ZM148 216V217H149ZM172 216H174V215H172ZM179 216V215H178ZM51 217H54V214H53V216L51 215ZM60 217V216H59ZM58 217V218H59ZM94 217V218H93ZM146 217V216H145ZM147 217V218H148ZM55 218V217H54ZM99 218V217H98ZM107 218V219H106ZM146 218V219H147ZM176 218V217H175ZM42 219V220H41ZM49 219H52V218H49ZM60 219V220H61ZM46 220H48V217H47V219ZM59 220V219H58ZM57 220V217H56V221H58ZM175 219H173V221H174ZM21 221H23V222H21ZM41 221V222H40ZM49 221H51V220H49ZM101 221H103V223L104 224H101L100 222ZM154 221V222H153ZM26 222V224H28V226H22V223H25ZM45 222V221H44ZM43 222V223H44ZM63 222V223H62ZM167 222V221H166ZM137 223V222H136ZM37 224H38V226H37ZM57 224V223H56ZM138 224V223H137ZM151 224V225H152ZM161 224V223H160ZM170 224V225H171ZM135 225V224H134ZM136 226V225H135ZM139 226V225H138ZM163 226V229L165 228ZM167 226V225H166ZM60 227H62V226H60ZM125 227H127V226H125ZM134 227V226H133ZM178 228V231H176V229L175 228ZM18 228H20L19 230H18ZM53 228V227H52ZM55 228H57V227H55ZM59 228V227H58ZM63 228V227H62ZM174 228V229H173ZM260 228H261V230H260ZM264 228V227H263ZM16 229H17V232H19V233H17L18 235H22V236H20L21 237V239H18L17 241L19 242L18 243V246H17V241H15V237H17V234H16V236H15V234H14V232L16 231ZM65 228H63V230H64ZM129 229V228H128ZM162 229V230H163ZM167 229V228H166ZM23 230V231H22ZM33 231H34V229H32ZM55 230H57V229H55ZM62 230V231H63ZM134 230V229H133ZM185 230V231H184ZM25 231H26V233H25ZM43 231V230H42ZM53 231H54V229H53ZM60 231H61V229H60ZM59 231V232H60ZM192 231V232H191ZM59 232H57L56 231V234L57 233H59ZM92 232V233H91ZM93 232H95V233H93ZM186 232V233H185ZM197 232V233H196ZM16 233V232H15ZM41 233V232H40ZM63 233V232H62ZM62 233H60V235L62 234ZM124 233V232H123ZM161 233V232H160ZM162 233H164L163 231H162ZM161 233V234H162ZM166 233V232H165ZM179 233H181V234H183V233H185V234H188L185 238H183ZM196 233V234H195ZM43 234H46V233H43ZM52 234H54L53 232H52ZM94 234H97L96 236L94 235ZM135 234H136V232H135ZM25 235V236H24ZM96 237V238H94V236ZM122 235V234H121ZM132 235H134L133 233H132ZM15 236V237H14ZM37 236V237H38ZM93 236V237H92ZM135 236V235H134ZM19 237V238H20ZM31 237V239H29ZM33 237V238H32ZM46 237V236H45ZM50 237V236H49ZM54 237H55V234H54ZM57 237H59V234L57 235ZM122 237H123V235H122ZM133 237V238H132ZM97 238H100V239H98L97 240ZM32 242V239H34L33 241H34V243H37L38 244V241L40 242L39 244H42L41 246L42 247H40L39 249H40V251L39 252H36L35 253V255H37V253L38 254H41V255H37V256H39V257H37V256H31V255H29V253L31 254V251H35V250H32V247H29V246H31V245H29L31 242L29 241V240ZM45 239V240H44ZM80 239V240H79ZM96 239V240H95ZM126 239V238H125ZM16 242H14V241ZM22 241V242H21ZM25 241H27V243H29V244H26V242ZM29 241V242H28ZM45 241V242H44ZM55 241V240H54ZM125 241V240H124ZM126 241H128V240H126ZM24 242H25V244H24ZM24 244L25 245V247H24V245H23V247H24V249H23V247L18 251V247L21 245V244ZM33 243V244H34ZM52 243H54V242H52ZM130 243V242H129ZM51 244V243H50ZM28 247H27V246ZM35 245V247H33L34 249H36V247H39V246H36V244H34ZM48 245H49V243H48ZM3 247H4V245H3ZM51 247V246H50ZM79 247V246H78ZM130 247V246H129ZM17 250H16V249ZM31 248V249H30ZM49 249V248H48ZM56 249H57V246H56ZM57 249V251L59 252V250ZM128 249V248H127ZM22 250V251H21ZM54 250H55V248H54ZM109 250V251H108ZM130 250V249H129ZM46 251H48V250H46ZM4 252H6V254L4 253ZM45 252V249H44V251H43V253ZM50 252V251H49ZM52 252H53V249H52ZM123 252H124V254H123ZM205 252H207L208 254H206L207 256H205L204 254H205ZM46 253V252H45ZM132 253V252H131ZM32 254H33V252H32ZM58 254V253H57ZM61 254H59L60 256H61ZM3 255H5V256H3ZM34 255V254H33ZM133 255V256H132ZM41 256V257H40ZM52 258H51V257ZM205 256V257H204ZM1 259V258H0ZM1 261V260H0ZM59 261H60V259H59ZM2 262V261H1ZM1 262H0V264H1ZM2 264H4V263H2Z\"/></svg>",
  "mask_w": 264,
  "mask_h": 264
},
{
  "label": "rangeland",
  "instance_id": "374dc122",
  "mask_svg": "<svg viewBox=\"0 0 264 264\" xmlns=\"http://www.w3.org/2000/svg\"><path fill=\"white\" fill-rule=\"evenodd\" d=\"M27 1V2H26ZM32 0H15V2H14V0H0V25L4 28V30H5V37L3 38V43H5V45L6 44H9L10 42H17L19 45H20V47H18V48H16L15 49V52L13 53V51L14 50H8V52H6L9 56H12V55H14V56H16L18 53L20 54V55H23L24 53V55H25V57L28 59L27 60V63H29V64H26L29 68H31V69H33V70H31L30 72V75H29V77H28V79L32 82V83H34L33 85H36L37 86V91H33L32 89H34L36 86H33V87H31V85H30V83H29V80L27 81V79L26 78H24L25 76L23 75V74H21V73H19L20 71H19V68H20V64H19V62L18 61H15V62H13L12 64L14 65V66H11L10 65V69H11V67L12 68H14L13 69V71L12 72H17V73H15L14 74V76L15 77H17V79H18V81H17V83L19 84L18 85V87H17V90L19 91V93H15V95H14V93L13 94H8L9 93V87H7L6 86V84H5V80H7V79H4V84H2L1 86H3V85H5V88L4 89H6L7 91H8V93H6L5 92V94H3L4 92V90H3V88L2 87H0V88H2L1 89V92H2V94L3 95H7V101H8V105H9V103H11L12 101V104L14 105V104H16V105H14V106H16V108L12 105V109H14V110H10V112H12L11 114L13 115V113H14V115L13 116H10L11 114H10V112H9V110H8V112L7 111H5L4 109H3V104H2V109H0L1 111H2V118H3V120H1V121H3L4 122V124L5 125H3V122H0V125H1V127H0V129H2V130H0V135H2V136H0V143L2 144V146H1V144H0V148H5L6 149V152H7V154H8V156H7V158L8 159H11V157H12V159L9 161V162H11L12 163V165H11V167H13L12 168V170H16V166H17V168H20L22 165V167L21 168H24V169H18V170H21L23 173V177H25L24 179H25V187L27 186L28 187V189L30 188L29 187V185L32 187L33 185H35V187H32V190H33V188H35V189H37V190H39V191H37L38 193L40 192V194H42V196H40V194H36L37 195V197H36V199H35V197L33 198L34 200V202H35V200H36V202H38L37 200L39 199V201L40 202H38V204L40 203H43L44 204V202H46V203H50V209L51 210H53V212L52 211H49L47 214H48V216H46V215H44L43 216V218L45 217L46 219H47V217H48V220H46V219H43V221L41 222V226H40V223H38L39 224V226H38V224H37V226L38 227H35L34 228V225L32 224V222H30V224H29V226L31 225V227H32V229H34V231L32 230V229H30L29 228V230H28V234H30V236L32 235V232H35V233H33L34 234V239H36V240H34V239H32V242L29 240V239H31V237L28 239L31 243L29 244V243H27V241H25L26 242V244H29V245H31V246H29V247H32V250H35V251H31V254L29 253V255H31V256H37V255H41V254H46V255H41L42 257H46L47 256V253L49 254H51V255H54V253H55V255H58V257H56L55 255L53 256V258L54 257H56V258H54L53 260H57V261H55V262H61V258L63 257L62 255L63 254H61L62 252H60V250L58 249L60 246L59 245H57V241H59V240H57L56 241V239H60V238H62V236H63V234L64 233H66V232H64V231H66L67 229V235L70 237L69 239L73 242V243H75L76 245L78 244V246H77V248H81V249H83L86 245L85 244H83L82 242H80V241H78L77 240V238H76V232L74 231V229L76 228V227H73V226H69V227H67V229H66V227H65V225H63V224H60L61 223V221H62V217H64L63 215H65V214H67L68 213V210L65 208V207H67V208H69L68 206L70 205V203L73 201L72 199H75L77 196L75 195L76 193H73V191H74V189H72L73 187L71 186V187H68V185L70 186V182L69 181H67L66 179H65V181L63 180H61V178H59V179H57V177L58 176H60L59 174H61V175H63V173H60V172H57L58 173V175H56L57 177H53V175L52 174H54L50 169H49V167L51 168V166L54 168V166H55V164H54V162H51V159L50 158H48L49 159V161H50V165H49V162H47L48 161V159L45 157V158H43V156H42V158L43 159H40V156L41 155H38V154H40V150L38 151V149H37V146L39 145L38 144V140L36 139L37 138V135L36 134H38V133H36V131L37 132H41L40 133V135H41V137L44 139V141H45V144H46V147L47 146H49L51 149H56V151H54V152H57V153H61V152H63L62 150H63V146H59L60 145V143H59V138L61 137V135H60V133H62L61 131V129H62V127H60V125H59V123H60V121L58 120V125H59V127L58 126H56V128H55V125L57 124H55L54 123V121L52 122L50 119H49V117L51 118V114L48 116V114H49V112L48 111H46V109L45 110H42L43 108H45V107H48V104H52V103H56V104H54V105H57V107L59 106V105H62V106H66V111L68 112V114L70 113L71 114V117H70V119H71V121H72V124H73V126L72 127H74V128H76V126H77V128H78V120H79V117L77 116V113H79L78 112V110H79V108H80V103L82 104V106L84 105L85 107H87V110L85 111V112H83L84 113V117H87V118H93L94 119V113L96 112L97 114H102V111L104 112V114L105 113H107L108 111V113H110V117H109V119L110 120H108V122H107V125H108V128L110 129L109 130V132L110 133H112V134H110V136L111 135H114L113 137L111 136H109V137H107L106 139H108V138H110L109 139V141H106V140H104L105 139V137H106V135H105V137H104V139L103 138H97L98 140L96 141V139H94L92 142L89 140L88 141V143H87V141L85 142V138H84V140L82 139V142L84 143H80V142H78L79 144H77V142L75 143L76 144V148H77V150H73L74 152H72L73 154H75L76 152H79V154H77L76 155V158H78V159H80L79 157H81V160H79L80 162L82 161V163H85V157H88V155L89 156H92L93 157V160H90L91 162L89 163V164H83V171H85L86 173H87V175H88V178H90V176H89V174L90 173H92V174H90L92 177H91V190H95L94 188H99V192L103 195V198L105 197V200H107V201H109L110 202V200H111V202L112 203H116V204H118V203H121V204H118L117 206H118V209H122L120 212H123V214L126 212L127 213V210H128V213L127 214H124V215H122V213H121V215H119L120 216V218L121 217H126V215L128 216V218L129 217H133V219L135 220L133 223L136 225H132V224H128V225H125V226H127V227H123L122 229H120V232H118V233H120L119 234V236L121 237V238H123L122 240H123V242H125L124 243V246H125V244H126V246H128V247H126V250H124L125 251V254H126V256H128L127 254L129 253V255L130 254H133V240H131L130 238V235L131 236H133L136 240H139L140 239V232H139V227H141V225L142 224H144L143 222H145V220L147 221H149V218H150V216L149 215H151V216H153L154 214H156V215H159L158 213H160L161 215L159 216L161 219H162V221L163 220H165L164 222H165V224L167 225H163L162 223L163 222H161V220L159 221V223H157V221L158 220H156L155 221V226H158L159 225V227L158 228H161L160 229V231H159V233H157L159 236H161V235H163L164 236V234H166L165 236H168L169 234H170V231H169V228H172L173 227V223H174V226H176V225H178L177 223H175V221L178 219V218H181V217H186V218H189L193 213V209L192 210H190V209H188V208H190L191 206H192V204L191 203H194V204H196L197 203V201L198 202H200L201 200H203L205 197H207V196H209L208 194H210V190H208V192L209 193H206L205 191L204 192H201V193H192L191 191H189V190H186L185 189V187H184V184L188 181V180H191V179H193V177L195 178V176H194V172H195V175H197V177L196 178H198V180H201L202 182H204V183H209V182H211V180H214L215 178V180L216 181H219V180H221L222 179V181L226 178V174H224V175H222V173H225V171H227V166L226 165H224V164H222V163H220L221 161H222V158H225V157H227L228 155H227V152L226 151H231V149L230 148H227V147H225V148H227L228 150H226L223 146L226 144V142L224 141V140H222L221 138H219V137H215V138H213L210 142H203V141H201L200 143H199V140H200V136L201 135H203L204 133H206V132H204V131H207V130H205L206 128H208V127H212L213 129H215V130H220V129H222V128H233L232 130L234 131V130H239V128H241L242 129V127H244V130L243 131H246V129H248L247 131H248V133H250V132H252L253 133V131L252 130H254V132H255V130H256V132L258 131V130H260L261 128H264V112L262 113V110H261V113H260V108L262 109V107H264V88L263 87H261V88H263V90H262V92H261V94L260 93H258L259 95L257 96V94H256V96L254 95L253 96V92L255 91V89H253V92H250V94L248 95V93H247V96H250V97H248L247 98V96H246V98L245 97H243L244 99H242V97H240V96H238V95H234V96H236L235 98H237V99H235V101L233 102V100H234V97H233V95H229L228 97H229V103H231V105L232 104H235V102L236 101H241V99L242 100H244L243 102H245V101H249L248 103H250V100L253 102L254 100H256L255 102H256V104L258 105V101H260L261 99L263 100V101H260L259 103L262 105V107H261V105H260V108L257 106V105H255V106H257V108H256V110H254L255 108H252V107H254L253 106V104H252V107H248L245 111L243 110V112H254V113H257V117L253 114L252 115V112L251 113H249L251 116H255V118H259V120H257V119H254V121L255 120H257V121H255V122H253L252 120V122L251 121H249L248 123H247V125L248 126H245V125H241L242 127H239V126H237L236 124H235V120L231 117L230 118V116H227V115H225V113L223 112H221L220 114H221V117H220V115H219V118H217V119H215L208 127H206V128H204V126L202 125V123L200 122V123H198V125L196 126V128H198L197 130H194V131H192V130H190L191 132H190V134L189 133H187V132H189V131H187L186 129L188 128L186 125H183V122H180V120H173L172 118V116H171V124H170V126H168L167 128L169 129L170 128V132H171V137H173V138H171V148H167V147H163L164 148V150L165 149H167L168 151H170V152H168V153H164V154H167L168 156H166V155H162V154H157V157H159V159H160V161H162L161 163L163 164V166H161L162 168H163V170H162V168H157L159 171L161 170L162 172H164V174L162 173L161 174V177L163 178H161V181H162V183L164 184L163 185V187L164 188H166V194H167V201L165 202V203H162L161 201H159V200H157V199H159V198H157V196H159L158 195V192H157V194H155L153 191L151 192V194H153V196L155 195V199H154V197H153V199H154V201L153 200H151L152 202H154V203H152L151 202V208L150 209H144L145 207H143L142 208V206L140 207L139 205H135L134 204V198L132 199L131 198V193L129 194V190H131V187L129 188H127V186H126V184H125V182L123 181L124 179H120V178H116V176H111V175H109L110 177H107L108 176V174H110V173H103L104 171L103 170H105L106 172H107V170L108 171H110L109 169H106L108 166H109V164H108V166H106V167H104L105 166V164L106 163H104L103 162V160H100V159H103V157L105 156H101V155H99V153H98V151L97 150H100V148L102 149L103 147H105V149H106V147H110V148H108V150L110 149V151H118L117 150V147L120 149V150H123L124 149V146H125V149H126V147H128L129 146V150H131V151H133V153L135 154L136 153V150H138L137 151V153L139 154L137 157H136V160L138 159V161L142 158V156H143V158H144V160L146 159V156L147 155H145L146 153H145V151H147V150H143V149H145L147 146H148V142L147 141H149L150 140V142H152L153 144H154V140H156L155 138H154V136H149V135H145L146 133V131L145 130H147V127L148 128H150L149 126H141V124H139V123H137L136 121H135V117H134V112H133V109L131 110V107H133V106H129V103H127V102H125L126 101V99H125V93L126 92H128L126 89H128L129 90V85H128V87L129 88H126L125 89V85L124 84H126V83H128L127 81H126V83L125 82H123V81H121V79L123 80V78H124V76L122 75V71H121V73H120V71H119V69H118V67L116 66V65H114L113 63L112 64H109V66H107L108 68H110V67H112L113 65L114 66H116L115 68H114V66H113V68H110V69H108V68H103L104 67V65L106 66L108 63H109V60L110 59H118V58H120L119 56H122L121 58H128L127 60H128V62L130 63V61L129 60H132L131 61V64L133 65V66H131L132 67V69L135 71L134 73L136 74V76H138V74L141 76V77H144V75H148V77H150L151 78V76H152V78L151 79H149L148 78V80H152L151 82H159V80L157 79V78H160V70H162L163 71V69H161L164 65H162V63L164 62V63H166V62H168L169 61V57H167V55L169 54V55H171V57H170V60H171V63L172 62H175V64H176V66L177 67H179L180 68V66H183V65H185V63H189V61H186V60H182V59H179V60H177V57H175V56H177L176 54L174 55V52H178L180 49H181V52L183 51V53H184V55H185V52L187 51V49L188 48H186L187 47V45L188 44H190L191 43V45H190V47L192 48V50L194 49V48H199L200 46V44L198 45L199 47H197L196 46V44L194 45L193 43H196L195 41L196 40H194V38L191 40L190 39V37H189V40H188V36H191V35H187V34H189V33H186V32H190V30L188 31L186 28L188 27V25H190V26H192L191 24L192 23H190V22H193L192 20H194L195 21V24H196V26H197V23H196V20H195V18H199L198 19V21H200L199 22V24L200 23H202L203 25H202V27H200L201 26V24L200 25H198V27L199 28H201L200 29V31L199 32H202V33H200V34H202V37H203V39H204V43L201 41V42H199V43H203V45L201 46V50L203 51V46H205V48H206V52L208 51L207 49L209 48L210 49V51H212V54L215 56L214 58L215 59H213V61H214V63H213V66L212 67H218V68H216V70L217 69H219V73L222 75V78L225 80L224 82L219 78L218 80L220 81V83L221 84H218L219 83V81L215 84L214 83V79H212V77H205L204 79L202 78V80L201 81H199L198 79H196L195 80V82H194V84H193V87H192V93L194 94V95H197L198 96V98L194 101L195 103H206V104H208L209 106H213V102L218 98V97H222V95L223 94H225V93H227V95L229 94L228 92H229V85H228V82L231 80V79H237V78H235L234 76H236V77H238L239 78V76H240V78H239V80L241 79V82H245L246 84H249L250 85V89H252V88H254L255 86H257V84H261L262 83V81L264 82V62H259L260 60L259 59H262V60H264L263 58H264V37H261V39H259V38H255V39H252V38H248L247 40L249 41L248 42V44H250L249 46H251L250 48H251V50L252 51H254V52H251V54H250V56L251 57H249L250 59H253L254 57V59H257V61L259 62V64H258V62L256 61V60H254V61H256L257 63H255L253 60H251V62H249L250 61V59L249 60H246V58H248V55H246V56H244L243 54L242 55H240V53L238 54V53H236L234 50H233V46L232 45H230V43H229V36H228V34L222 29V27H221V24H223V23H225V22H229V23H231V26H232V28H235L236 29V31H238L237 30V28L238 27H240V29L242 28L241 26H239L240 25V19L239 18H237L238 16V14L236 13V12H231L230 11V9H232V6L231 5H229V4H231L232 2H230L229 0H184V1H181L180 0V2L178 1V0H171V3H170V8H171V10L172 11H174V12H177L178 14H179V16H178V20L177 19H175L176 20V22L177 23H179V25H177L176 26V28L175 27H171V32H170V30L169 31H167V30H164V31H162L163 33H161V31H159V33H160V36H159V33L157 32H152V31H157V29L155 30L154 28H155V24L153 25V23H155V21L151 24V15H152V13L156 10L155 9V7H157L158 5H159V3H160V1L161 0H119V1H121V3H123L122 4V6H124V8H125V10L124 11H127L126 13L124 12V15L123 14H119V12H117L116 14L114 13L113 15L112 14H110V10L109 9H107V11H104V13H102V11H100L99 12V8L98 7H96L95 8V6L93 7V6H91V4L90 5H88V3L86 2V4H87V8H86V6H85V8H84V6H83V8H81L80 9V11L81 12H83L82 14H79V15H77L76 16V18L77 17H79L80 18V20H79V18H77V20H75L74 18V21H78V22H80V24H78V22H76V26H75V24L73 23L72 24V21L73 20H69V21H71V26H72V30L73 31H68V33H65V32H67L66 31V29L68 30V27L70 26V25H68V24H66L65 22L67 21V19H66V17H65V22L64 21H62L63 19H64V16L65 15H63V19L61 18V15H60V10H58L59 8L61 9V12H64V13H61V14H66V8L67 9H69L70 7H68L70 4H68V3H66V0H42V3H41V1L40 2H38L39 0H33L34 1V3L36 4V2H38L37 4H36V7L37 8H44L45 9V6L47 7V9H48V12L49 13H47V9L44 11V15H47L46 16V20H47V18H48V20H50L51 22H48V20H47V22L48 23H50V24H52V26H51V28H49L48 26H46V28H49L50 30L52 29V28H55V26L57 25V22H58V24H59V22L61 23V22H63L62 24H61V27L59 28V29H64L65 27V25L67 26L63 31H62V33L64 32V35H63V38H65L64 36H66V34H67V36H66V38H68L69 36H72L73 38H71L70 39V37H69V39L71 40V41H75L74 39V37H76L77 38V40L78 39H80V40H76V42H74L75 44L77 43V45H80V43H81V47L79 46L78 48H79V51H75V48H74V50L73 49H71V47H70V45H68L69 44V42H70V40H69V42H68V44L67 43H65L64 42V46H63V42H61V46H59L58 45V43H57V46L56 47H59V48H61L62 47V49L60 50L59 48H56V50L57 49H59V52L57 53V56L60 58L61 57V59L60 60H62L61 62H62V64H61V62H60V60H59V58H58V60H59V62H60V64L61 65H65V68L67 67V69H65L64 71H66L67 70V75H70L69 73V69H71L72 68V66H73V64H72V66L70 67L69 65L72 63V62H74L73 60H75V59H73V58H75V56L77 55H79L78 53H80V54H82V53H84L86 50V52L84 53V54H86L87 52H89V53H87V55H84V56H87L88 58H87V64L89 63L88 61H91V60H93L92 62L93 63H95L94 61L95 60H99V61H97V63H98V65L100 66V67H102L103 68V70H104V73L105 74H107V75H102V74H104L103 73V71H102V77H100V75H99V77L97 76L98 75V73H93L94 75H95V77H98V79L96 80V81H94L93 83H91V84H89L90 82H92V80H94V79H92V77H91V79H90V81L88 82V83H86V88H87V90H90V88H91V86H92V88H91V90H93V91H96V93L94 92V94H98V96L97 95H94V98H95V96H97V97H102L105 101H106V103H104V101H103V99L101 100L100 98V101H98L97 99L98 98H96V99H94L93 101L94 102H92L91 103V105L88 103V105H85V104H87L86 103V101H84V100H82L81 102L80 101H78V99H77V97L79 96L80 97V95L79 94H77L78 93V87H79V84L78 85H76L75 84V80H73V79H69V77L66 75V72H65V75H64V73H63V71H60L59 70V72L61 73H59L54 67H53V63H52V59H54V60H56L57 59V57L55 56V54H56V52H53V46H55L56 45V43H55V45H53L52 44V52H47L48 53V55L50 54L51 55V57H52V59H48L47 58V53L45 54V50L44 49H49V46H51V44H48V40L50 39V33H53V32H56L57 30H56V28H55V30L54 31H50V33H48L47 32V30L44 32V33H41L39 36L36 34V32L34 31V27H35V24H37L38 23V21L40 20L41 21V19H42V21H43V18H44V16L42 17V15H40L42 18L40 19V18H38L37 17V12L38 11H40V10H38L35 6V8L33 7V5H35V4H32V2H31ZM36 1V2H35ZM68 1H71V0H68ZM67 1V2H68ZM76 1H78V0H76ZM237 1H239L240 3L242 2L243 4L244 3H249V7L247 8H245V9H248L247 10V12H249V10L250 11H252V14H253V16L255 17L256 16V18L258 19V21H257V23H258V25L261 27V28H263L264 29V1L263 0H253V1H248V0H243V1H241V0H237ZM259 1V2H258ZM9 2V3H8ZM23 2V3H22ZM45 2V3H44ZM62 2V3H61ZM82 2H85V1H82ZM30 3V4H29ZM56 4V6H58L57 7V9H53L52 8V6H55V4ZM120 3V4H121ZM179 3H182V4H180V8L178 7L179 6ZM4 4V5H3ZM22 6H20V5ZM29 5V6H31V4H32V8L31 7H29L28 9H26V8H24V5L26 6V5ZM41 4V5H40ZM45 4V5H44ZM54 4V5H53ZM83 4H85V3H83ZM185 4V7L183 6ZM28 5H27V7H28ZM40 5V6H39ZM47 5H49V6H47ZM93 5V4H92ZM130 5H132V6H130ZM182 5V6H181ZM17 6H19V7H17ZM43 6V7H42ZM56 6H55V8H56ZM122 6H121V8H122ZM231 6V7H230ZM19 8V9H17V8ZM21 7V8H20ZM131 7H133V8H131ZM230 7V8H229ZM24 8V9H23ZM31 8V9H30ZM39 8V9H40ZM98 8V10H96ZM155 10H154V9ZM159 8V7H158ZM180 10H179V9ZM182 8H185V10H183ZM251 8V9H250ZM21 9V10H20ZM62 9H64L65 11H63ZM128 9V10H127ZM134 9V10H133ZM152 9V10H151ZM5 10V11H4ZM36 10H37V12H36ZM42 10V9H41ZM54 10V11H53ZM56 10H57V12L59 13H57L58 14V16L60 15V18L61 19H59L58 18V16L57 15H55V13H56ZM109 10V11H108ZM132 10H133V12H132ZM233 10V9H232ZM8 11V12H7ZM17 11V12H16ZM32 11V12H31ZM33 11H34V13H33ZM98 11V12H97ZM171 11V12H172ZM181 11H182V14H183V16L184 17H181L180 16V13H181ZM234 11V10H233ZM24 12V13H23ZM47 14H46V13ZM55 12V13H54ZM105 12H107V14L105 13ZM171 13L172 15L174 14V16H173V18H175V16H176V14L175 13ZM185 12V13H184ZM8 13V14H7ZM9 13H10V15H9ZM42 13V12H41ZM41 13H39V14H41ZM51 13V14H50ZM54 13V14H53ZM89 14V16H88V14ZM96 13V14H95ZM100 14V17H101V15H103L102 16V19H101V21H103V22H101L102 24H98V26L95 24V22L97 21V20H93V18L97 15V14ZM110 15H109V14ZM128 13V14H127ZM137 13V14H136ZM139 13V14H138ZM187 13V14H186ZM250 13V12H249ZM26 14V15H25ZM32 14V15H31ZM38 14V15H39ZM93 14H95V15H93ZM98 14V15H99ZM181 14V15H182ZM186 14V15H185ZM234 16H236V17H233V15ZM237 14V15H236ZM251 14V13H250ZM251 14V15H252ZM23 15H24V17H23ZM33 15H35V17L33 16ZM49 15V16H48ZM83 15H87L86 16V18H85V16H84V18H85V20H84V22L85 23H83L82 21H83V19L84 18H82L83 17ZM97 15V16H98ZM123 15V16H122ZM141 16V18L142 19H140V16ZM145 15L147 16V17H145ZM66 16L68 17V15L66 14ZM97 16L94 18V19H96L97 18ZM107 16V17H106ZM108 16H109V18H108ZM111 16H112V18H111ZM116 16V17H115ZM118 16H119V19H118ZM122 16V17H121ZM126 16V17H125ZM138 16V17H137ZM142 16H144V17H142ZM150 16V17H149ZM37 18V20L38 21H36V19H34V18ZM139 18V20L137 19V18ZM148 17H149V19H148ZM185 17H187V19L188 18H190V19H188L190 22H188V21H186V19H184ZM12 18V19H11ZM51 18V19H50ZM82 18V19H81ZM99 18V17H98ZM108 18V19H107ZM115 18H116V20H115ZM177 18V17H176ZM180 18V19H179ZM26 19V20H25ZM44 19V20H45ZM54 19V20H53ZM70 19V18H69ZM111 19V20H110ZM137 19V20H136ZM183 21H182V20ZM192 19V20H191ZM203 19V21L201 22V20ZM16 20V21H15ZM17 20H19V21H17ZM93 20V21H92ZM113 20V21H112ZM150 20V21H149ZM185 20V21H184ZM12 21V22H11ZM36 21V22H35ZM39 21V22H40ZM41 21V22H42ZM197 21V22H198ZM224 21V22H223ZM26 24H25V23ZM31 22H34L33 24H34V26H33V24L31 23ZM39 23V26H40V24H42V23ZM47 22L45 23V22H43V24H47ZM68 22V21H67ZM91 22H92V26L95 24L97 27H99V28H96V27H92L91 26ZM104 22H105V24H104ZM173 22V21H172ZM175 22V21H174ZM183 22H185L184 24H183ZM12 23V24H11ZM16 23V24H15ZM65 23V24H64ZM68 23H70V22H68ZM182 23V24H181ZM19 24V25H18ZM31 24H32V26H33V31H31ZM64 24V26L62 27V25ZM78 24V25H77ZM188 24V25H187ZM4 25V26H3ZM38 25V24H37ZM36 25V26H37ZM80 25V26H79ZM113 25V26H112ZM185 26V28H183V26ZM16 26V27H15ZM18 26H19V28H18ZM58 26V25H57ZM70 26V27H71ZM79 26V30L77 29V27ZM121 26V27H120ZM181 26H182V28H181ZM26 27V28H25ZM69 27V28H70ZM115 27V28H114ZM123 27V28H122ZM193 27H194V25L192 26V27H189L190 29H193ZM17 28V29H16ZM74 28H75V30H74ZM81 28V29H80ZM113 28V29H112ZM197 27H195L194 29L195 30H197L196 29ZM198 28V29H199ZM9 29V30H8ZM58 29V30H59ZM71 29V28H70ZM119 29H121L120 31H119ZM193 29V30H194ZM239 29V28H238ZM240 29H239V31H240ZM77 30L78 31H80V34H78V35H76L75 33H73L74 31H76V33H77ZM111 30V31H110ZM114 30V31H113ZM186 30V31H185ZM194 30V31H195ZM61 31H60V33H61ZM82 31V32H81ZM122 31V32H121ZM165 31H167V32H165ZM185 33H184V32ZM238 31V32H239ZM24 32V33H23ZM34 34H32V33ZM70 32V33H69ZM116 32V33H115ZM118 32V33H117ZM119 32H121L122 33V38L123 39H121V37H119V39L117 38V34H119ZM58 33V37H59V32H56L55 34H57ZM120 33V34H121ZM139 33H141V39H139ZM152 33L153 34H158V37H160L161 39H157L158 37H156V36H152ZM185 34V37L187 38V39H184L185 37H183L184 36V34ZM45 34H49L48 36H49V38L48 37H46V38H48V39H45L44 37H42V36H47V35H45ZM54 34V35H55ZM114 34H115V36H114ZM120 34L118 35V36H120ZM126 34V35H125ZM143 34H145V37L143 38V39H146L145 40V42H143V45H145L146 44V46L144 47V46H142V35ZM161 34H162V36H161ZM199 34V33H198ZM8 35V36H7ZM21 35V36H20ZM28 38H26L25 36ZM42 35V36H41ZM53 35V36H54ZM133 35V36H132ZM138 35V36H137ZM187 35V36H186ZM6 36L8 37V39H9V42H8V40H7V38H6ZM15 36H16V38H15ZM78 36V37H77ZM83 36V37H82ZM146 36H147V38H146ZM200 36V35H199ZM31 37V38H30ZM42 37V38H41ZM60 37H62V35H60ZM201 37V36H200ZM21 38V39H20ZM55 38V37H54ZM154 38V39H153ZM192 38V37H191ZM11 39L13 40V41H11ZM39 39V40H38ZM52 39H53V37H52ZM82 39V40H81ZM114 39V40H113ZM118 39V40H117ZM127 39V40H126ZM184 41H183V40ZM252 39V40H251ZM18 40V41H17ZM24 40V41H23ZM29 40V41H28ZM31 40V41H30ZM45 42H44V41ZM51 40V39H50ZM54 40V42L56 41L55 39H53ZM123 40H124V42H123ZM129 40V41H128ZM151 42V45H153V47L156 45V48L159 46V47H162V50L164 51V53H165V56L163 57V56H159L158 57V55H157V58H156V56L155 55H153V56H155V57H153L151 54L154 52H157V51H153L152 53H151V51H150V54H149V52H145V51H147L148 50V48H150V42ZM192 42H191V41ZM254 40V41H253ZM38 43V45L36 44V42ZM42 41H43V43H42ZM109 41H111V42H115L116 43V41H117V46H116V44L114 45V46H111V43H110V45L108 46V44H109ZM120 43H119V42ZM190 41V42H189ZM50 42V41H49ZM59 42V41H58ZM67 42V41H66ZM123 42V43H122ZM139 42V43H138ZM149 42V43H148ZM40 43V44H39ZM51 43H52V41H51ZM72 43V42H71ZM79 43V44H78ZM107 43V44H106ZM122 43V44H121ZM145 43V44H144ZM23 44V45H22ZM36 44V45H35ZM68 45L69 47H70V49H68L67 47H65L66 45ZM134 44V45H133ZM139 44V45H138ZM186 44V45H185ZM247 44V45H248ZM73 45V44H72ZM108 47H107V46ZM121 45V46H120ZM148 45H149V47H148ZM158 45V46H157ZM165 45L167 46V45H169L168 47H170L171 46V52H167L168 50L170 51V49H168V47H167V49L168 50H166L165 48ZM193 45V46H192ZM22 46V47H21ZM32 47V49H31V47ZM35 48H34V47ZM46 46V47H45ZM75 46V45H74ZM105 46H106V49H105ZM127 46V47H126ZM186 46V47H185ZM237 46V45H236ZM102 47H103V49H102ZM189 47V46H188ZM208 47V48H207ZM29 48V49H28ZM39 48L41 49V48H43V49H41V50H39ZM50 48V49H51ZM63 48H64V50H63ZM125 48V49H124ZM129 48V49H128ZM143 48H145V50L143 49ZM178 48H179V50H178ZM183 48V49H182ZM186 48V49H185ZM33 49H35V50H33ZM49 49V50H50ZM81 49V50H80ZM82 49H83V51H82ZM90 49H91V51H90ZM123 49V50H122ZM147 49V50H146ZM155 48H153V50H154ZM254 49V50H253ZM44 50V51H43ZM55 50V51H56ZM69 50H70V52H69ZM122 50V51H121ZM157 50V49H156ZM162 50L160 51V53L158 52V54H162L163 55V53H162ZM178 50V51H177ZM184 50H186V51H184ZM189 50V49H188ZM199 50V49H198ZM197 50V51H198ZM233 50V52H235L234 54H238V56H237V58L235 57V59H234V54H232L233 52H231ZM16 51H17V53H16ZM21 51H22V53H21ZM34 53H33V52ZM58 51V50H57ZM72 51H74V52H76V53H74V52H72ZM82 51V52H81ZM103 51V52H102ZM128 51V52H127ZM149 51V50H148ZM226 51H230L231 52V54L233 55H231V54H229L228 52L226 53ZM29 52V53H28ZM40 52H41V54H40ZM61 52V53H60ZM71 52H72V54H71ZM78 52V53H77ZM167 52V53H166ZM15 53H16V55H15ZM42 53H43V56H42ZM95 53V54H94ZM97 53V54H96ZM147 53V54H146ZM171 53V54H170ZM189 53V52H188ZM5 55V56H7V57H9L8 55ZM123 54V55H122ZM131 54V55H130ZM135 54V55H134ZM156 54V53H155ZM167 54V55H166ZM208 54H211L210 52L208 53ZM226 54H227V56H226ZM38 55V56H37ZM42 57H41V56ZM49 55V56H50ZM61 55V56H60ZM91 55V56H90ZM101 55H103V56H101ZM129 55V56H128ZM134 55V56H133ZM143 55H147V56H143ZM28 56V57H27ZM36 56V57H35ZM40 56V57H39ZM80 56V55H79ZM98 56V57H97ZM125 56V57H124ZM142 56V57H141ZM148 56H150L151 58H156V60H157V62H156V64L158 63V66L160 67L161 65H162V67H160L159 69H158V66H153L152 65V62L154 63V61H152V59H151V61H150V63H151V66L149 65V63H148V61H147V58H150V57H148ZM254 56V57H253ZM13 57V56H12ZM38 57V58H37ZM47 58V61H46V64H47V68L46 67H44V66H42L41 67V65H43V64H45L44 62V60L42 61V58L43 59H45L46 60V58ZM96 57V58H95ZM101 57V58H100ZM118 57V58H117ZM130 57V58H129ZM135 57V58H134ZM167 57V58H166ZM245 57V58H244ZM261 57V58H260ZM84 58H86V57H84ZM95 58V59H94ZM100 58V59H99ZM134 58V59H133ZM141 58V59H140ZM259 58V59H258ZM38 59V60H37ZM72 59V60H71ZM89 59V60H88ZM232 59H234V60H238V61H235V63L233 62V64H232ZM30 60H32V61H30ZM58 60H56V61H58ZM108 60V61H107ZM144 60V61H143ZM168 60V61H167ZM50 61H51V63H50ZM111 61V60H110ZM143 62L142 64L140 63V62ZM147 61V63H146V65L144 64L145 62ZM186 61V62H185ZM216 61V62H215ZM231 61V62H230ZM59 62H58V64H59ZM112 62V61H111ZM252 62H254V66H253V64H252ZM32 63V64H31ZM43 63V64H42ZM85 63V64H86ZM96 63V64H97ZM105 63V64H104ZM136 63H139V64H136ZM229 63H230V67H233V70H231L232 71V73L231 74H226V73H228L227 72V67H229ZM237 63V65L234 67V66H232V65H234V64H236ZM252 64V65H249V64ZM262 63V66H260V64ZM96 64H94V65H96ZM136 64V65H135ZM155 63H154V65H156ZM174 64V63H173ZM173 64L171 65V66H173ZM174 64V65H175ZM215 64V65H214ZM241 64L243 65L242 67H240L241 66ZM256 64V65H255ZM37 65V66H36ZM51 65H52V67H51ZM61 65L60 66H58L59 68L61 67ZM93 65V66H94ZM98 65H96V66H98ZM145 65V66H144ZM151 67H149V66ZM226 66V68H225V66ZM246 67H248V68H246V69H243V70H245L246 72H244V74L245 75H243L241 72H240V74H239V76H237L238 75V73H237V71L236 70H240V68L242 69V68H245V66ZM98 66V67H99ZM137 66V67H136ZM237 66H239L240 68L239 69H237L238 67ZM262 67V71H261V73H260V70H259V68L258 67ZM50 67V69H48ZM95 67V66H94ZM94 67H91V70L90 71H92L93 69L92 68H94ZM140 67V68H139ZM144 67L145 68H148L147 70L146 69H144ZM229 67V68H230ZM18 68V70H16ZM53 68L62 76V78H65V82H66V79H69L70 80V82H69V84H68V81L69 80H67V83H65L64 82V84H62L61 83V85H59V86H61L62 88V90L63 91H60L61 93H58L59 95H55V94H52V87L53 86H55V85H57V83H59L60 84V82H55V80L57 81V79H56V76H55V80L53 79V80H50L49 79V81H48V79L46 78L47 76H49L50 75V73L51 74H55V73H57V72H55V70H53ZM69 68V69H68ZM86 68H88V67H86ZM102 68H97V69H99V70H101ZM155 68V69H154ZM226 70H225V69ZM43 69V70H42ZM50 71V72H48V70ZM61 69V68H60ZM89 69H90V67H89ZM89 69L88 70H86V71H88L89 72ZM107 69V70H106ZM116 69H118L117 71H116ZM155 71H154V70ZM248 69V70H247ZM261 69V68H260ZM16 70V71H15ZM61 70H63V69H61ZM99 70H96V71H98L99 72ZM105 70H106V72H105ZM111 70V71H110ZM234 70L236 71V73H237V75H235L233 72H234ZM259 70V71H258ZM109 71V72H108ZM115 71V72H114ZM119 71V72H118ZM157 71H159V72H157ZM203 71H206V68H203ZM207 71H208V69H207ZM212 71V70H211ZM37 72V73H36ZM47 72H48V74H47ZM93 72H94V70H93ZM181 72V71H180ZM180 72H178V73H180ZM217 72V73H218ZM248 72H252L251 74L250 73H248ZM86 73V72H85ZM101 73V72H100ZM99 73V74H100ZM109 73V74H108ZM120 73V74H119ZM138 73V74H137ZM145 73V74H144ZM218 73V74H219ZM33 74V75H32ZM45 74V75H44ZM58 74V75H59ZM86 74H89L90 76H91V74H92V72L91 73H86ZM97 74V75H96ZM115 74V75H114ZM116 74H117V76H116ZM142 74H144V75H142ZM232 74H234V75H232ZM248 74L250 75L249 77H251L250 79L251 80H247L249 77H248ZM21 75H22V77H21ZM155 75V76H154ZM220 75V76H221ZM227 75V76H226ZM242 75V76H241ZM247 75V78H245V76ZM24 76V77H23ZM33 76V77H32ZM44 76H46L45 78V80H47L48 82V84H45L46 83V81L45 80H43L44 79ZM65 76V77H64ZM117 78H116V77ZM219 76V77H220ZM68 77V78H67ZM105 77V78H104ZM111 79H110V78ZM147 76H145V78H146ZM153 77H155L156 78V80H158V81H154L155 80V78H154V80H153ZM62 78H61V80L60 81H62ZM119 78H121L120 80H119ZM126 78V77H125ZM124 78V80H126ZM140 78V77H139ZM145 78H143V80H146V81H141V79H139L141 82H143L142 84H144L143 85V87H144V89L149 93L150 92V90L152 89V87L154 86L152 83L151 84H148L149 82H148V80H147V78L145 79ZM16 79V80H17ZM39 79V80H38ZM96 79V78H95ZM127 79H128V77H127ZM211 79H212V81H211ZM256 79V80H255ZM3 80V79H2ZM20 80V81H19ZM71 80H73V81H71ZM111 80V81H110ZM129 80H132V79H130L129 78ZM38 81V82H37ZM44 81V82H43ZM100 81H102V82H100ZM118 81V82H117ZM133 81V80H132ZM132 81H130V82H132ZM236 81H238V80H236ZM252 81V82H251ZM2 82V81H1ZM25 82V83H24ZM71 82H73L74 84H72L71 85ZM148 82V83H147ZM202 82V83H201ZM225 82H227V89H226V87H225ZM254 82V83H253ZM255 82H257V83H255ZM40 83V84H39ZM121 83V84H120ZM214 83V84H213ZM252 83V84H251ZM28 84V85H27ZM52 84V85H51ZM71 85V86H69L68 87V85ZM89 84V85H88ZM94 84V85H93ZM118 84V85H117ZM131 84V83H130ZM133 84V83H132ZM141 84V85H142ZM223 84V85H222ZM240 84V83H239ZM253 84H255V85H253ZM40 85V86H39ZM66 85V86H65ZM74 85V86H73ZM151 87H149V86ZM151 85H153V86H151ZM219 86V88H218V86ZM220 85H222V86H220ZM241 85V84H240ZM245 85V84H244ZM24 86V87H23ZM29 86H30V88H29ZM43 86V87H42ZM46 86L47 87H49V89L47 90V88H46ZM109 86V87H108ZM120 86V87H119ZM122 86H125L124 88H121ZM148 86V87H147ZM246 86V85H245ZM252 86V87H251ZM40 87V88H39ZM100 87V88H99ZM220 87H221V89H220ZM258 87V86H257ZM259 87H260V85H259ZM38 88L40 89V90H38ZM77 88V89H76ZM98 88V89H97ZM226 89L227 91H225L224 90V92L225 93H223V89ZM247 86H246V88H245V90L246 91H250V89H248L247 90ZM256 88V87H255ZM28 89H30V90H28ZM51 89V90H50ZM107 89V90H106ZM123 89H125V90H123ZM134 89V88H133ZM133 89H130V93L133 91ZM217 89L220 91H217ZM258 89H260V88H258ZM257 88H256V90H258ZM20 90H22V91H20ZM25 90V91H24ZM28 90V91H27ZM90 90V91H91ZM132 90V91H131ZM144 90V91H145ZM42 91H43V93H42ZM50 91H52L51 93H50ZM65 91V92H64ZM92 91V92H93ZM103 92L102 94H101V92ZM152 91H154V90H152ZM151 91V92H152ZM199 91H202V92H199ZM203 91H204V93H203ZM211 91V92H210ZM259 91V90H258ZM21 92H23V93H21ZM63 92V93H62ZM69 92H70V94H69ZM72 92V93H71ZM100 92V93H99ZM122 92H123V94H122ZM134 92H135V90H134ZM215 92V93H214ZM27 93V94H26ZM29 93V94H28ZM54 93V92H53ZM68 93V95H66ZM114 95H113V94ZM153 94H154V92H152ZM220 93V94H219ZM254 93H256V92H254ZM19 94V95H18ZM41 94V95H40ZM45 94V95H44ZM50 94V95H49ZM65 94V95H64ZM73 94H75V96L73 95ZM77 94V95H76ZM125 94V95H124ZM131 94H133L134 95V93H131ZM151 93H149V95H150ZM213 94H216L215 95V97L214 96H212ZM263 94V95H262ZM10 95H12V98H11V100H10ZM70 95V96H69ZM106 95V96H105ZM152 95V94H151ZM150 95V96H151ZM227 95L225 94V95H223V97H227ZM49 96V97H48ZM60 96L62 97V98H60ZM65 96H67V97H65ZM77 96V97H76ZM104 96V97H103ZM111 96V97H110ZM116 96V97H115ZM117 96H120V97H122V98H124V99H122V98H118ZM128 97H129V95H127ZM131 96V95H130ZM154 96V95H153ZM172 96V95H171ZM31 97V98H30ZM39 97H41V98H39ZM50 97H53L54 99L56 98L57 100H54V99H52V101L54 100L55 102H52V103H47L48 101H50ZM76 97V98H75ZM127 97V98H128ZM166 97V96H165ZM212 97V98H211ZM217 97V98H216ZM258 97H259V99H258ZM47 98V99H46ZM233 98V99H232ZM241 98V99H240ZM255 98V99H254ZM0 99H1V97H0ZM20 99H22L23 100V102L24 101H26V103H24L23 104V102H21V103H18L19 101H21ZM42 99V100H41ZM45 99H46V101H45ZM82 99V98H81ZM81 99H79V100H81ZM129 99V98H128ZM166 99H168L169 100V98H167L166 97ZM211 99H213L214 101L212 102V101H210ZM9 100H10V102H9ZM125 100V101H124ZM130 101V100H129ZM1 102L2 101H0V104H1ZM78 102H80V103H78ZM102 102V103H101ZM131 102V101H130ZM209 102H211V103H209ZM242 102V101H241ZM251 102V103H252ZM20 105H18V104ZM37 105H36V104ZM59 103V104H58ZM75 103V104H74ZM95 105H94V104ZM97 103H99V104H97ZM123 103V104H122ZM171 103H172V97H171ZM248 103L246 104V106H248ZM24 105L25 106V104L27 105V107L26 108H23L22 109V105ZM32 104H35L36 106H37V108L35 107V105H32ZM46 104H47V106H46ZM65 104V105H64ZM105 104V105H104ZM132 104V103H131ZM130 104V105H131ZM244 104V103H243ZM11 105H9V108H10V106ZM72 105V106H71ZM78 105H79V107H78ZM111 105V106H110ZM1 106V105H0ZM29 106V107H28ZM44 106V107H43ZM172 106V105H171ZM35 109H33V108ZM78 107V108H77ZM108 107V108H107ZM130 107V108H129ZM21 108V109H20ZM59 108H62L61 106L59 107ZM105 108H106V110H108L107 112H105ZM259 108V109H258ZM88 109H90V113H88L89 111H88ZM249 109V110H248ZM113 110V111H112ZM130 110L133 112L132 114H131V112H130ZM28 111H30V112H28ZM80 111V110H79ZM126 111V112H125ZM242 111V110H241ZM5 112H7L8 114H5ZM44 112V113H43ZM45 112L47 113V114H45ZM99 112V113H98ZM114 112V113H113ZM118 112V113H117ZM236 112V111H235ZM81 113V112H80ZM91 113H92V115H91ZM96 113H95V115H96ZM127 113V114H126ZM237 114L239 113V112H236ZM20 114V115H19ZM69 114V115H70ZM171 114H173V113H171ZM227 114V113H226ZM5 115H7V117L5 116ZM16 115V117H14ZM78 115H80V117H81V115H82V113L81 114H78ZM109 115V114H108ZM230 115V114H229ZM249 115V116H250ZM263 115V116H262ZM22 116V117H21ZM48 118H47V117ZM250 116V118L251 119H253L252 117ZM5 117L7 118L6 120H5ZM14 117V118H13ZM40 117V118H39ZM218 117V116H217ZM13 118V119H12ZM47 118V119H46ZM91 118V119H92ZM73 119V120H72ZM96 120H98L97 122H100L99 121V119H96ZM6 121V122H5ZM19 121H21V122H19ZM38 121V122H37ZM43 121H45V122H43ZM49 122V121H51L52 123H50L49 124V126L48 125H46L45 123L46 122ZM55 121H57V119L55 120ZM102 121V120H101ZM233 121H234V123H233ZM42 122V123H41ZM2 123V124H1ZM38 123V124H37ZM48 124V123H47ZM61 124V123H60ZM200 124V125H199ZM10 127H9V126ZM36 125H37V127H36ZM3 126V127H2ZM12 126V127H11ZM47 126V127H46ZM263 126V127H262ZM20 127V128H19ZM40 127V128H39ZM199 127L200 128H202L201 130H199ZM11 128V131L9 130ZM16 128H18V129H16ZM39 130H38V129ZM47 128V129H46ZM53 128H55V129H53ZM98 128H100V127H98ZM102 128V127H101ZM142 128V129H141ZM146 128V129H145ZM164 129H167V128H165V127H163ZM238 128V129H237ZM250 128H254V129H252V130H250ZM260 128V129H259ZM23 129V130H22ZM56 129H58V130H56ZM138 129V130H137ZM145 129V130H144ZM9 130V131H8ZM28 130V131H27ZM52 130V131H51ZM53 130H55V131H58V133L59 134H55V132H53ZM74 131H75V129H73ZM79 130H81V128H78V130H76V131H79ZM99 131H100V129H98ZM116 130V131H115ZM2 131V132H1ZM14 131V132H13ZM75 131V132H76ZM112 131V132H111ZM18 132H20V133H18ZM102 132V131H101ZM101 132H98V133H100L101 134ZM2 133V134H1ZM52 133H54L55 135H56V137H54L55 135L54 134H52ZM57 133V132H56ZM247 133V132H246ZM261 133H262V137L261 138H263V136H264V130L262 129L261 130ZM9 134V135H8ZM17 134H19L18 136H17ZM22 134V135H21ZM45 134V135H44ZM76 134H77V132H76ZM21 135V136H20ZM53 135V136H52ZM181 135V136H180ZM184 135V136H183ZM194 135V136H193ZM14 136V137H13ZM121 138H120V137ZM2 137V138H1ZM17 138L16 140H17V142H15V145H16V143H18L19 141H20V143L18 144V148H17V146H15V148H16V150H15V148H13L12 149V147H14L13 146V144H14V140L13 139H10V138ZM32 138L33 139V141H32V139L30 140V139H27V138ZM49 137V138H48ZM52 137H54V138H52ZM98 137H99V135H98ZM148 137H150V139L148 138ZM177 137H180L179 139H180V142L176 139ZM23 139V140H19V139ZM48 138V139H47ZM51 138V139H50ZM115 138H116V140H115ZM129 138V139H128ZM131 138V139H130ZM158 138H161V139H164V138H162V137H158ZM185 138V139H184ZM196 138V139H195ZM2 139V140H1ZM8 139H10L11 141V143L9 144V140ZM50 139V140H49ZM56 139V140H55ZM115 141H113V140ZM117 139H121V145L118 143V142H120V140H118L117 141ZM149 139V140H148ZM160 139V140H161ZM173 139V140H172ZM182 139V140H181ZM198 139V140H197ZM28 140V141H27ZM48 142H47V141ZM145 140V141H144ZM152 140V141H151ZM159 140V139H158ZM159 140V141H160ZM165 140V139H164ZM162 140V142L160 143L159 141H157L156 140V142H158L159 143V145H165L166 144V142L165 141H167V140ZM176 140H177V142H179V143H181V141H182V144L184 145L183 147H185L184 148V150L181 152V151H179V149L180 148H182L181 146H182V144H179V145H181V146H179L180 148L178 149V143L176 142ZM222 140V141H221ZM21 141H23V142H21ZM36 141V142H35ZM78 141H80L79 139H78ZM103 141H105L104 142V144H103ZM122 141H125V143L124 142H122ZM141 141V142H140ZM8 144H7V143ZM95 142V143H94ZM109 142H110V144H109ZM114 143V145H113V143ZM116 142L118 143V144H116ZM134 142H135V144H134ZM139 142V143H138ZM164 142V143H163ZM23 143V144H22ZM33 143V144H32ZM58 143H59V145H58ZM131 145H130V144ZM136 143H137V145H136ZM141 143H144L143 145H141ZM145 143H147V144H145ZM173 143H177V144H175L176 146H173ZM211 143V144H210ZM29 144H31V145H29ZM73 144H74V142H72V144H71V146L70 147H73L74 148V146H73ZM95 144V145H94ZM106 144V145H105ZM115 144H116V146H115ZM134 144V145H133ZM152 144V145H153ZM157 144V143H156ZM7 145H10V146H8V148L6 147ZM24 145V146H23ZM51 145V146H50ZM101 145V146H100ZM140 145V146H139ZM158 145V144H157ZM12 146V147H11ZM19 146H21L20 147V149H19ZM40 146V145H39ZM77 146H79L80 148L81 147H83V151H81V149L79 148V147H77ZM131 146H132V149H135V150H132V149H130L131 148ZM136 146V147H135ZM33 147V148H32ZM49 147H47L48 149H49ZM54 147V148H53ZM98 147H99V149H98ZM134 147V148H133ZM174 147V148H173ZM177 147V148H176ZM187 147V148H186ZM192 149H191V148ZM10 148V149H9ZM39 148V147H38ZM97 148V149H96ZM116 148V149H115ZM122 148V149H121ZM190 148V149H189ZM8 149V150H7ZM72 149V148H71ZM80 149V150H79ZM115 149V150H114ZM128 149V148H127ZM126 149V150H127ZM174 149H176V150H174ZM178 149V150H177ZM26 150V151H25ZM34 150V151H33ZM104 150V149H103ZM141 150V151H140ZM181 150V149H180ZM13 151V152H12ZM21 151V152H20ZM22 151H23V153H22ZM67 151H69V150H67ZM72 151V150H71ZM71 151H69V152H71ZM81 151V152H80ZM89 151H90V153H89ZM97 151V152H96ZM9 152L11 153V154H9ZM26 154H25V153ZM39 152V153H38ZM100 153H101V150L99 151ZM111 152V153H112ZM114 152V153H115ZM142 152V153H141ZM143 152H144V154H143ZM149 152V155L151 154V152L150 151H148ZM180 152V153H179ZM27 153H28V155H27ZM30 153H31V155H30ZM82 153H83V157H82ZM98 153V154H97ZM107 155L106 156H108V153L107 152H105ZM105 153H103V154H105ZM171 153V154H170ZM16 155V154H18V155H16V156H14V155ZM37 154V155H36ZM62 154V153H61ZM148 154V153H147ZM228 154H230V153H228ZM233 154V151L231 152V154L230 155H232ZM245 154H247V155H245ZM245 154H244V152H242L240 155H239V157H242L243 155H245V157L243 156V158H246L247 156L249 157V158H253L254 157V155H255V153H250V154H248V153H246L245 152ZM251 154H253V155H251ZM60 155V154H59ZM17 156H18V158H17ZM97 156V157H96ZM100 156V157H99ZM167 157L166 159H165V157ZM257 156V155H256ZM148 157V156H147ZM163 157V158H162ZM169 157V158H168ZM22 158V159H21ZM107 158V157H106ZM143 158L141 159L142 161H143ZM256 158V157H255ZM45 159V160H44ZM47 159V160H46ZM77 159V160H78ZM105 159V158H104ZM135 159V158H134ZM162 159V160H161ZM163 159H165V160H163ZM168 159H169V161H168ZM171 159V160H170ZM177 159V160H176ZM140 160V161H141ZM16 161H18V162H16ZM20 161V162H19ZM53 161V160H52ZM104 163H102V162ZM147 161V160H146ZM176 161V162H175ZM207 161V162H206ZM211 161V162H210ZM23 162V163H22ZM100 164H99V163ZM143 162H145V161H143ZM166 162V163H165ZM167 162H169L168 164H167ZM214 162L216 163V165L214 164ZM14 163V164H13ZM22 163V164H21ZM98 163V164H97ZM19 164V165H18ZM54 164V165H53ZM103 164V165H102ZM181 164H183V165H181ZM214 164V165H213ZM223 166H222V165ZM46 165H48L47 167H46ZM147 165H150V166H147L148 167V170L149 171H154L156 168L153 166V167H151L152 165H151V163H148ZM167 165V166H166ZM172 165V166H171ZM213 165V166H212ZM219 165V166H218ZM59 166V165H58ZM57 166V170H56V166H55V169H53V171H58V169L60 168V167H58ZM97 166H99L101 169H102V167L101 166H103L104 168L102 169V171L103 172H100L99 173V171L101 170L99 167H97ZM216 166V167H215ZM6 167L7 166H4V168L2 167L1 169H6ZM91 167V168H90ZM166 167V168H165ZM171 167V168H170ZM174 169H173V168ZM182 167V168H181ZM189 167V168H188ZM220 167V168H219ZM222 167V168H221ZM45 168V169H44ZM109 168V167H108ZM150 168H152V170L150 169ZM179 168L181 169V170H183V172H186V174L187 173H189L188 172V170L189 171H192L190 174H188L187 176H188V178H185V177H183V176H185L186 174L184 173V175H183V172L181 171V170H179ZM264 168V167H263ZM10 169V168H9ZM27 170L26 171V173H25V171H23V170ZM28 169H29V171L31 172V174L29 175V171H28ZM49 169V170H48ZM91 169V170H90ZM100 169V170H99ZM154 169V170H153ZM179 170V172H178V170ZM184 169L186 170V171H184ZM194 169V170H193ZM223 169H226L225 171L223 170ZM60 170V169H59ZM80 171H82L81 170V165H80V169H79ZM49 171H51L52 173L50 174V172ZM91 171V172H90ZM199 171V172H198ZM220 171H222V172H220ZM224 171V172H223ZM38 172V173H37ZM44 172H46V173H44ZM48 172H49V174L50 175H47L48 174ZM90 172V173H89ZM25 173V174H24ZM104 175V174H107V176H103V178H101L100 176L102 175V174ZM254 173H255V177L257 178V179H259V183H261L263 186H264V181H262V180H264V175H263V170H262V165H258L256 168H255V171H254ZM98 174H100V176L98 175ZM26 175V176H25ZM46 175V176H45ZM54 175V176H55ZM163 175V176H162ZM29 176V177H28ZM179 176V177H178ZM107 177V178H106ZM111 177H115V179H118V181L116 180V183L115 184H117L118 182V184H117V188H115L114 187V191H112L113 189H110V187L112 188V186H109V188L108 187H106L107 186V184H105V183H103V181H106L107 179L108 180H110L109 178H111ZM201 177V178H200ZM225 177V178H224ZM254 177V176H253ZM30 178V179H29ZM48 178H51V181L50 180H47ZM53 178V179H52ZM105 178H106V180H105ZM213 178V179H212ZM220 178V179H219ZM120 179V180H119ZM27 180H28V182H27ZM30 180V181H29ZM60 181V182H57V181ZM97 180H99L98 182H97ZM111 180H112V178H111ZM175 180V181H174ZM185 180V181H184ZM187 180V181H186ZM115 181V180H114ZM168 181V182H167ZM39 182V183H38ZM52 182V183H51ZM66 182V184L68 183V185H66V184H64ZM124 182V183H123ZM54 183H55V185H54ZM56 183H60V184H56ZM183 184V185H181V184ZM52 184V185H51ZM62 184V185H61ZM103 184V185H102ZM109 184V183H108ZM110 184H111V182H110ZM112 184H113V180H112ZM111 184V185H112ZM115 184H113V186H116ZM36 185H38V186H36ZM42 185H43V188H42ZM48 185H50L49 187H47ZM58 185V187L56 188V186ZM106 185V186H105ZM40 186H41V188H40ZM65 186V188H63ZM67 186V187H66ZM55 187V188H54ZM120 187V188H119ZM126 187V188H125ZM60 188V189H59ZM72 189V190H70V191H68V189ZM97 188H96V190H97ZM106 188V189H105ZM47 189H49V190H47ZM54 189V190H53ZM108 189V190H107ZM116 189V190H115ZM120 189H121V191H120ZM254 189V188H253ZM252 189V190H253ZM259 189V186L257 187V188H255L254 190H255V194H254V192H253V194L251 195V196H253V200H257L258 199V197L260 196V195H262L261 193H259V191L260 192H264V189L262 190V188H260V190H258ZM95 190V191H96ZM253 190V191H254ZM258 190V191H257ZM116 191V192H115ZM173 191V192H172ZM56 192V193H55ZM72 194H71V193ZM75 192V191H74ZM104 192H105V194L107 193V195H105L104 194ZM114 192L116 193V194H114ZM214 192V191H213ZM257 192V193H256ZM45 193V194H44ZM108 193L109 194H111V196L110 197H107V196H109L108 195ZM211 193H212V191H211ZM69 194L70 195H72V196H69ZM112 194H114V195H112ZM121 194V195H120ZM196 194H197V196H196ZM61 195V196H60ZM75 195V196H74ZM116 195V196H115ZM212 195V194H211ZM67 196V197H66ZM172 196V197H171ZM264 196V195H263ZM71 197H72V199H71ZM115 197V198H114ZM118 197V198H117ZM125 197V198H124ZM152 197H151V199H152ZM170 197V198H169ZM53 198L56 200H53ZM110 198H113V199H110ZM129 198V199H128ZM132 200H131V199ZM173 198V199H172ZM252 198V197H251ZM250 198V199H251ZM109 199V200H108ZM116 199V200H115ZM126 199V200H125ZM170 199H172V200H170ZM68 200V201H67ZM72 200V201H71ZM113 200V201H112ZM115 200V201H114ZM125 200V201H124ZM131 200V201H130ZM169 200V201H168ZM215 200L217 201L218 200V198L216 199L215 198ZM42 201V202H41ZM44 201V202H43ZM54 201V202H53ZM58 201V202H57ZM119 201V202H118ZM124 201V202H123ZM171 201V202H170ZM194 201V202H193ZM215 201V202H216ZM219 201V200H218ZM217 201V202H218ZM222 201V200H221ZM220 201V202H221ZM52 202H53V204H52ZM63 202H65V204L63 203ZM67 202V203H66ZM70 202V203H69ZM128 202V203H127ZM130 202H132L131 204H129ZM191 202V203H190ZM196 202V203H195ZM212 202H214V200L212 201ZM215 202H214V204H215ZM55 203V204H54ZM59 203H62V204H59ZM162 205H161V204ZM51 204H52V206L53 207H56V204H57V207L56 208H58V209H56L55 208V210L56 211H54V209L51 207ZM115 204V205H116ZM164 204V205H163ZM165 204H167V205H165ZM178 204V205H177ZM193 204V205H194ZM214 204H212V206L214 205ZM218 205H219V202L217 203ZM217 204H215L216 205V207H217ZM55 205V206H54ZM60 205V206H59ZM63 205V206H62ZM68 205V206H67ZM123 205V206H122ZM128 205V206H127ZM129 205H130V207H129ZM132 205V206H131ZM154 205V206H153ZM215 205H214V207H215ZM136 206V207H135ZM139 206V207H138ZM165 206V207H164ZM179 206V207H178ZM61 207V208H60ZM63 207V208H62ZM119 207H121V208H119ZM126 209H125V208ZM131 207H134V208H131ZM152 207H154L153 209H154V211H153V209H152ZM175 207H177V208H175ZM182 207V208H181ZM59 208H60V210H59ZM66 209V211H65V209ZM181 208V209H180ZM249 207H246V208H244V211L246 210V209H248ZM126 211H125V210ZM135 209V210H134ZM177 209H178V211H177ZM179 209L182 211V213H181V211H179ZM183 209V210H182ZM59 210V211H58ZM90 210V209H89ZM133 212H132V211ZM152 210V211H151ZM159 210V211H158ZM191 212H190V211ZM251 210V209H250ZM253 210V209H252ZM156 211V212H155ZM184 211V212H183ZM61 212H63V213H61ZM90 212V211H89ZM105 212V211H104ZM104 212H101L100 211V213H95L94 214V216L99 220L100 218H105L104 216H106L105 214H108V213H104ZM129 212L131 213V214H129ZM153 212V213H152ZM178 212V213H177ZM246 212V211H245ZM244 212V213H245ZM49 213H51V214H49ZM54 214V217H51V215L53 216V214ZM87 213V215L86 216H90V214H91V217H92V213H88V211L86 212ZM103 213V214H102ZM147 213H149L148 215H147ZM180 213H181V215H180ZM184 213V214H183ZM186 213V214H185ZM190 213H191V215H190ZM241 213H242V215L244 214L243 213V210L241 211ZM253 213V212H252ZM251 212L249 213V214H251L252 216L253 215H256V214H254V213H256V210L254 209V213L252 214ZM56 214V215H55ZM141 214V215H140ZM144 214V215H143ZM176 214V215H175ZM182 214H183V216H182ZM247 212H246V214L245 215H247V217H248V215H249ZM58 215V216H57ZM103 215V216H102ZM133 215V216H132ZM172 215H174V216H172ZM179 215V216H178ZM258 215H259V213H258ZM60 216V217H59ZM146 216V217H145ZM149 216V217H148ZM56 217H57V220L58 221H56ZM59 217V218H58ZM99 217V218H98ZM148 217V218H147ZM176 217V218H175ZM249 217H250V215H249ZM49 218H52V219H49ZM94 218V217H93ZM127 218V217H126ZM147 218V219H146ZM61 219V220H60ZM107 219V218H106ZM167 219H169V222H171V220H172V224L171 223H169L168 222V220ZM173 219H175L174 221H173ZM42 220V219H41ZM49 220H51V221H49ZM45 221V222H44ZM141 221V225L139 224V222ZM148 221H147V225H146V223L144 224V225H146V226H149L148 224H150V227H155V226H153V224H152V222L150 223H148ZM167 221V222H166ZM21 222H23V221H21ZM44 222V223H43ZM138 224H137V223ZM154 222V221H153ZM177 222V221H176ZM57 223V224H56ZM101 224H104L103 223V221H101L100 222ZM161 223V224H160ZM152 224V225H151ZM171 224V225H170ZM28 226V224H26V222L25 223H22V226ZM139 225V226H138ZM25 226V227H26ZM36 226V225H35ZM60 226H62L63 228H65L64 230H63V228L62 227H60ZM134 226V227H133ZM163 226L165 227L164 229H163ZM179 226V229H180V231H178V228L176 227L175 229H176V231H178V232H181V230L183 229V227L185 228L186 226H183V227H181L180 225H178ZM195 226H197L196 224H195ZM195 226L193 227V228H195ZM53 227V228H52ZM55 227H57V228H55ZM59 227V228H58ZM190 227V229L192 228L191 226H187L186 228V230H188L187 231V233L189 234H185V233H183V234H181V233H179L183 238H185L187 235V239L186 240H188V238L190 239V237H192L194 234L192 233H190V231H189V228ZM261 227H262V230H261V228H260V230H261V232L264 230V225H261ZM129 228V229H128ZM142 228V227H141ZM156 228V227H155ZM158 228H156L157 229V231H158ZM167 228V229H166ZM20 228H18V230H19ZM53 229H54V231H53ZM55 229H57V230H55ZM60 229H61V231H60ZM134 229V230H133ZM163 229V230H162ZM174 229V228H173ZM32 231V232H29V231ZM43 230V231H42ZM63 230V231H62ZM128 230H132L131 232L135 235H132V233L130 232V231H128ZM194 232L195 231H197V227L195 228V230L194 229H192ZM23 231V230H22ZM56 231L57 232H59V233H57L56 234ZM162 231L164 232V233H162ZM185 231V230H184ZM16 232V233H15ZM14 232V234H15V236H16V234L17 233H19V232H17V229H16V231ZM41 232V233H40ZM52 232L55 234V237H54V234H52ZM63 232V233H62ZM124 232V233H123ZM129 232L131 233L130 235H128L127 237H125L127 234H129ZM135 232H136V234H135ZM162 234H161V233ZM166 232V233H165ZM192 232V231H191ZM264 232V231H263ZM25 233H26V231H25ZM43 233H46V234H43ZM60 233H62L61 235H60ZM92 233V232H91ZM93 233H95V232H93ZM127 233V234H126ZM169 233V234H168ZM197 233V232H196ZM195 233V234H196ZM36 234H38L40 237H42L43 235V238H45L44 240L45 241H47V240H49V241H47V242H45V245L49 248H46V247H42L41 245L43 244H39L40 242L38 241V244L37 243H34V241H36L37 242V240L38 239H40V237L38 236H36ZM59 234V237H57V235ZM66 234H64V235H66ZM123 235V237H122V235ZM264 234V233H263ZM42 235V236H41ZM95 236L97 235V234H94ZM93 235V236H94ZM186 235V236H185ZM192 235V236H191ZM14 236V237H15ZM20 236H22V235H18L17 234V237H15L16 239H15V241H17L18 239H21V237ZM25 236V235H24ZM46 236V237H45ZM50 236V237H49ZM92 236V237H93ZM94 236V238H96ZM170 237H171V234L169 235ZM20 237V238H19ZM23 237V236H22ZM99 237V236H98ZM128 237H130V238H128ZM132 237V238H133ZM194 237V236H193ZM33 238V237H32ZM126 238V239H125ZM98 239H100V238H97V240ZM34 240V241H33ZM55 240V241H54ZM80 240V239H79ZM96 240V239H95ZM125 240V241H124ZM126 240H128V241H126ZM141 240V239H140ZM14 241V240H13ZM14 241V242H15ZM28 241V242H29ZM22 242V241H21ZM25 242H24V244H25ZM52 242H54V243H52ZM130 242V243H129ZM16 243V242H15ZM18 241H17V246H18ZM36 244V246H39V247H36V249H34L33 247H35V245L34 244ZM48 243H49V245H48ZM51 243V244H50ZM23 243L17 248L18 249V251L23 247V245H24ZM59 244V243H58ZM3 245H4V247H3ZM27 246V245H26ZM51 246V247H50ZM56 246H57V249L59 250V252L57 251V249H56ZM130 246V247H129ZM9 247V246H6L5 244H2V246L0 247V251L2 252L3 250L5 251V250H7V248ZM24 247H25V245H24ZM24 247H23V249H24ZM28 247V246H27ZM40 247H42V249L40 248ZM42 250V251H40V249ZM54 248H55V250H54ZM128 248V249H127ZM3 249V250H2ZM9 249V251L11 250V248H8ZM16 249V248H15ZM16 249V250H17ZM31 249V248H30ZM44 249H45V252L43 253V251H44ZM52 249H53V252H52ZM130 249V250H129ZM133 251H132V250ZM46 250H48V251H46ZM8 251V250H7ZM22 251V250H21ZM40 251V252H39ZM50 251V252H49ZM109 251V250H108ZM0 252V260L2 261H0L1 262V264L2 263H4V264H6V260H4L3 261V258L5 259V257H2V253ZM32 252H33V254H32ZM36 252H39V253H41V254H38L37 253V255H35V253ZM132 252V253H131ZM5 254H6V252H4ZM58 253V254H57ZM59 254H61V256L59 255ZM123 254H124V252H123ZM206 254H208L207 252H205V256H207ZM3 256H5V255H3ZM40 256V257H41ZM49 256V255H48ZM47 256V257H48ZM133 256V255H132ZM204 256V257H205ZM37 257H39V256H37ZM51 257V256H50ZM52 258V257H51ZM59 259H60V261H59ZM6 261V262H5ZM10 262H8L7 264H9ZM13 264V263H12ZM16 264V263H15ZM61 264V263H60Z\"/></svg>",
  "mask_w": 264,
  "mask_h": 264
}]
</instances>
